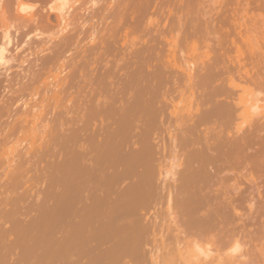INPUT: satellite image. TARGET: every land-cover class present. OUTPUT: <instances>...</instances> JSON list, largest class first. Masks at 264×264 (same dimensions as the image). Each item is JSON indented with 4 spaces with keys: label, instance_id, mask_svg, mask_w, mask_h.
Returning <instances> with one entry per match:
<instances>
[{
    "label": "rangeland",
    "instance_id": "rangeland-1",
    "mask_svg": "<svg viewBox=\"0 0 264 264\" xmlns=\"http://www.w3.org/2000/svg\"><path fill=\"white\" fill-rule=\"evenodd\" d=\"M31 1L30 0L25 1V3L26 4L28 3V6L33 5L32 6L33 8H36V5H35L36 3H37V7L40 6L39 4H42V5H44V12L47 9L50 10V7H52L54 4L61 2L62 6H63V10H65L64 11L65 15L63 17L58 18V14L56 13V11L55 12L50 11L49 12V21H50L49 24L50 25L49 24H47V25H49L50 27L52 26V27L50 28V27L45 25L46 26V28L44 27L45 29L44 28L41 29V27L39 29L38 28L35 29L34 24L29 23V25H31L32 28H30V30H28V29L25 30L26 28H28L30 26L28 25L25 28V26H23L24 24L21 23L22 20H20L21 22L18 20L20 23L16 22L17 20H15V21L13 20L14 23L19 28L18 34H17L18 38L16 39L17 40L16 44H14V45L10 44L8 46L4 45V46H6L5 48H9V49H6L7 50L6 53H10L13 55L14 54L13 49L15 48L14 46H19L24 41L23 45H20L22 47V48L20 47L21 50L18 47L17 52L19 53V56H20V54L21 55L23 54L24 56L27 55L25 57V58H27L29 55L28 53H31L33 51V50L31 51V49L34 48V46L41 48V46L46 47L49 44L48 46H50V47H48V46L46 47L48 49L43 54V56L40 57V60H41V58H43L41 60L43 62V61H46L44 59H48V61L51 60L50 63H52V60H55L56 58L61 56L59 58L62 60L64 66L66 68L64 67V70H62V71H55L58 73L60 72V75H58V74H54V75L57 78L59 76H60L59 78H62L65 75L66 80H65V76H64L63 77L64 81L62 84V85H64L62 87L63 91L61 90L62 93L61 92L57 93L56 95H58V96L55 95L56 98L54 97V94L51 91H46L47 93H45L44 95L42 93H40L39 95L37 94L38 96L30 95L25 91H23L22 93H20L18 91V94H17L16 92H14L13 89L16 87L15 84L17 85V83H19V84L21 83V81H18L19 79L11 81L10 85H8L11 88H13L12 90L7 89L8 86H7L6 82L3 81L0 83V99H1L0 100V108H1L0 109V117H1L0 118V124L2 126L1 128H3L2 129L3 131L0 128V133H1L0 134V141L3 142V143L2 142L0 143V183H1L0 184L1 185L0 186L1 187L0 188V191H1L0 192V207H1L0 213H2V211H3V213L0 214L1 215L0 216V220H1L0 221V237H1L0 238V264H34V263L35 264H50V263L51 264H66V263L110 264L111 262H112L111 264H118V263L119 264H167V263L171 264L170 261L175 262L174 264H178L181 260H180V258L178 260V256L175 254H179V253H173L174 250L176 249L174 247V245L172 246V244H174L173 238L171 240H170V238H168L170 236L171 232H172L171 233L172 235L174 234V231L172 230V228L174 229V226L170 222L174 223L173 218H176V217H178V218H176V220L183 218V219L177 221L181 224L180 226H183L182 224L184 223V220L187 217L186 212H184L187 210H185V207H183V206L187 205L186 198L188 196V193L191 190L190 186H187L189 184V181L190 180H194V182L199 181L197 179H200L202 176L207 174L206 171L212 172V170L214 169L213 166H211V165H210L211 166L210 168H208L209 165L207 167H203L202 163H204L207 160L205 158H202L203 155H206L208 152H209L208 154L210 155V150L214 151V149L216 147H218L219 145H223V143L226 141H234V140H232V138L237 139V137L239 138L241 135L244 136L245 133H246V135H248L247 133H250L251 129L254 128L253 125H257L260 127L264 126V119H263L264 118V114H263L264 113V85H263L264 84V40H262L263 42H261V40H260L259 42H261V43H259V42L257 44L254 43L252 46L257 47L254 49H252L253 47L251 45H249V48L251 47V49H249V48H246V46H244L246 44L240 43L238 46H240V45H243V46H240L242 48H239V51L237 50L238 47H234L236 45L229 43V41H230L229 38L235 39L238 37L236 30L234 32L235 28H233V26H235L236 18L238 19V18L244 16V15H241L240 10L238 11V9H237V8H240L239 3L241 4V2H243V0H239L238 2H236L237 0H217V1H215V0H196L197 3H193V2H195V0H189V1L188 0H167V2H166V0H164V2H163V0H151V1L150 0H142L143 2L141 0H125V2H124V0H116V1L115 0H93V1L92 0H43V2H42V0H34L35 3H34V1L33 2H31ZM133 1H135V2H133ZM155 1H157V2H155ZM177 1H181L182 2L181 5H180V2H177ZM213 1L215 3H213ZM263 1L253 0V2H256V3L252 4V6L254 8H252L253 10L251 9V11H249V13H248V17H249L250 21L247 20L248 18L246 19V17H245L248 24L251 23L254 26L256 25L255 27L253 26L254 31L257 30V29H255L256 27L259 28L260 31H256V34H258L259 32L260 33L264 32V30H261L262 27L264 28V7H263L264 4H261ZM84 2H85V4H84ZM91 2H92V4H91ZM160 2L161 3H168V4H166L167 6H165V4H161V6H160V4H159ZM231 2L235 3L236 5L232 4ZM244 2H245V0H244ZM257 2H260V3H257ZM124 3L126 6L124 5ZM171 3H172V5H170ZM82 4H84V5H82ZM120 4H121V6H120ZM129 4H132V5H129ZM133 4H134V6H133ZM174 4H176V5H174ZM194 4H196L197 6H195ZM201 4H203V5H201ZM257 4L259 6H257ZM80 5H81V7H80ZM112 5L114 6V8L112 7ZM173 5L180 7L182 9L176 8ZM188 5H190L189 6L190 8L187 7ZM191 5L193 7L194 6L196 7L195 11L192 10L194 12L191 11V9H194V8H192ZM136 6H138V7H136ZM153 6H155V7L153 8ZM198 6H200V7H198ZM131 7H132V9H130ZM134 7H136V9ZM143 7L145 9H147L148 12L146 10L142 11ZM163 7L166 8L165 11H164ZM73 8H74V10H73ZM77 8H79V9H77ZM173 8H176L175 9L176 11L178 9L183 10V11L178 10V12H175V10ZM203 8H205V9H203ZM158 9L160 12L157 11ZM186 9H187V11H186ZM121 10H123V11H121ZM172 10H173V13H175V14L172 13ZM198 10H199V12L197 13ZM202 10H205V11L202 12ZM255 10L260 11L259 12L260 14L258 15V17L253 16V15H257V13H258ZM133 11L136 12L137 14L136 13L131 14ZM167 11L170 12L171 14H169ZM146 12H147V15H149V13H150V16L145 15L144 18L143 17L141 18V16H144L143 14H145ZM180 12H188V13H184L181 15V14H179ZM204 12H206V13H204ZM250 12H253V13H250ZM255 12H256V14H254ZM20 13H23V12H20ZM140 13H141V15H140ZM189 13H191L192 17H194L193 19H192V17H190L191 15ZM201 13H203V14H201ZM212 13L214 15H212ZM71 14H73V15H71ZM249 14H252V15H249ZM165 15H168V16H165ZM180 15L182 16V18ZM235 15L236 16L241 15V16L235 17ZM262 15H263V18L261 20L260 17H262ZM78 16H80L81 18ZM116 16H117V18H116ZM176 16L178 18H175L173 20L172 18L176 17ZM198 16L200 17L199 19H197ZM202 16L203 17L207 16V17L203 18ZM146 17H148V18H146ZM188 17H190L191 20L187 22V20H189ZM217 17L219 18V20ZM222 17H225V18H222ZM250 17H252V18L257 17V19L253 18L254 20H252V19H250ZM77 18H79V19H77ZM153 18L156 19V21L153 20ZM158 18H161V20ZM206 18H208V21ZM81 19H83V20H81ZM143 19L145 21H143ZM169 19H172V21ZM203 19H205V21ZM128 20H130V21H128ZM131 20H132V23H131ZM138 20H139V22H138ZM184 20H186L185 24H183ZM198 20L200 22H201V20H203L202 21L203 25L201 23L199 24V22H195ZM209 20H210V22H209ZM220 20H222L223 22H221ZM85 21H87V22H85ZM95 21H96V23H95ZM168 21H169V23H168ZM176 21H177V23H176ZM191 21H192V23H190ZM218 21L220 24L218 23ZM261 21H263V22H261ZM83 22H84V24H83ZM173 22H175V23H173ZM181 22H182V24H181ZM225 22H226V24H225ZM57 24H58V26H57ZM134 24L136 26H134ZM176 24H179V25H177V28H179V30L178 29L177 30L180 32L176 31L178 34L175 33L176 28H174V26H176ZM190 24H192L191 25L192 28H190ZM196 24H199V25H196ZM251 24H250V26H251ZM22 26H23V28H22ZM67 26H68V28H67ZM207 26H209V27H207ZM222 26L226 27V28H223ZM260 26H262V27H260ZM33 27H34V29H33ZM76 27H77V29H76ZM78 27H79V30H78ZM143 27L144 28L148 27L149 29L148 28L147 29L149 31L144 29ZM160 27H162V29ZM199 27H200V30L198 29ZM66 28H67V30H66ZM140 28H142V31H140L141 30ZM195 28H197V29H195ZM208 28H209V31H208ZM219 28H222V29L219 30ZM58 29H60V31L61 30H63V31L60 32ZM154 29H155V31L156 30H158V31H156L154 33L153 32ZM170 29H172V30H170ZM194 29L196 31H194ZM70 30H72L75 33L71 32ZM222 30L224 32H222ZM169 31L171 32L170 35L168 34V33H170ZM200 31H202V32H200ZM254 31H253V33H255ZM127 32H129L130 34ZM165 32H166V34H165ZM207 32H209V33L211 32V33L208 34ZM62 33H65L66 35L62 34ZM79 33H80V35H79ZM87 33H88V35H87ZM144 33H146V35ZM221 33H223L224 35ZM39 34L41 37L37 36ZM68 34H69V36H68ZM74 34H77V35H74ZM128 34H129V36H128ZM140 34L145 35V36H141ZM151 34L152 35L155 34V35L150 36V39H149V35H151ZM226 34H228L230 36H228ZM24 35L26 36V39H25L26 41L24 40V37H25ZM114 35H115V37L113 38L112 36H114ZM158 35H160V36H158ZM221 35H223V36L221 37ZM50 36H51L52 41L50 40ZM63 36H67V37H63ZM125 36H127V37H125ZM225 36H228V37L224 38ZM38 37H40V38H38ZM46 37H48V38H46ZM68 37H70V39ZM72 37L74 38V42H76V43L72 42L73 41ZM75 37H76V39H75ZM139 37H141V38H139ZM172 37H174V38H172ZM206 37H208V38H206ZM53 38H55V39H53ZM60 38H61L62 42L60 41ZM62 38L65 41L67 39L68 40L65 42ZM77 38H79V39H77ZM134 38H136V39H134ZM158 38H160V39H158ZM101 39L103 41H101ZM116 39H117V41H116ZM131 39H132V41H131ZM151 39L154 42V44H152L153 42H151V41L148 42ZM27 40H30V42ZM41 40L42 41L47 40V42L44 43ZM75 40H77V41H75ZM105 40H108V41H105ZM49 41L52 42V45L50 44ZM70 41H71V43H70ZM114 41H116V42H114ZM137 41L138 42L142 41V42H146V43L148 42V43L147 44L146 43H143V44L136 43L137 44L135 46L136 49H139V48L140 49L135 50L133 44H135V42H137ZM27 42H29V43L27 44ZM67 42H69V43L67 44ZM159 42H161V43H159ZM18 43H20V44H18ZM40 43H42V44H40ZM106 43H108V44H106ZM36 44H38V46H36ZM163 44H164V46H163ZM194 44L197 46H195ZM217 44H219V45H217ZM68 45L70 48L65 47ZM73 45H75V46H73ZM113 45L115 47H117V46L118 47L115 49V47ZM148 45H153L152 50H151V46L147 47ZM207 45H209V46L207 47ZM4 46L0 45V48L4 47ZM77 46H78V49H77ZM105 46L108 47L109 49L106 48ZM185 46L187 49L185 48ZM216 46H218V47H216ZM61 47H63V48H61ZM120 47H122V48H120ZM38 48H34V49L36 50ZM83 48H85V49H83ZM163 48H165V50H163ZM170 48H172V49H170ZM27 49L30 51H28ZM71 49H73V51ZM74 49H75V51H74ZM110 49H112L111 50L112 53L110 52ZM1 50H2V48H1ZM10 50L11 51L13 50V51L10 52ZM102 51H104L105 53ZM117 51H119V52H117ZM212 51H214V52H212ZM24 52H25V54H24ZM32 53L30 55L31 57H28L29 61H34L35 55H34V52H32ZM61 53H62V55H61ZM103 53H104V55H102ZM106 53H107V55H105ZM109 53H110V55H108ZM115 54H116V56L119 55V57L117 56L118 57L117 58L115 56ZM45 55H47V56H45ZM64 55H65V58H64ZM78 55L80 57H78ZM99 55H100V58H99ZM111 55H114V56H111ZM143 55H144V58H141V57H143ZM156 55H158V58L156 57ZM240 55L241 56L243 55L242 56L243 58ZM249 55H251V56L249 57ZM49 56L52 58H50ZM62 56H63V59H62ZM75 56H76L77 60H76ZM109 56H111L113 58H111ZM171 56H173V57H171ZM181 56H182V58H181ZM194 56H196V57H194ZM199 56H201V57H199ZM213 56H214V59L212 58ZM257 56H259V57H257ZM101 57H102V60H101ZM123 57H125V58H123ZM97 58L99 59V61H97L98 60ZM126 58H127V60H126ZM259 58H261V59H259ZM0 59L2 60L3 58H0ZM74 59L76 60V63H75ZM109 59L110 60L112 59V60L109 61ZM163 59H165V60H163ZM181 59L183 60V62ZM40 60H39V62H41ZM29 61H27V63L23 64V65L26 66ZM195 61L197 62L196 64H195ZM3 62H5V61L3 60L2 62H0V65L2 64V66H0V69H2L4 67ZM108 62L113 63L115 65L111 64L112 65L111 66ZM85 63H86V65H85ZM125 63L128 66L125 65ZM128 63H131V64H128ZM31 64H32V62H30L28 65L30 66ZM34 64H35V61H34L33 65ZM242 64H243V66H242ZM80 65H82V66L80 67ZM198 65H200V66H198ZM239 65H241V66H239ZM175 66H176V68H175ZM201 66H202V69H200ZM118 67H121V68L118 69ZM32 68L34 69L36 67L32 66ZM80 68L82 70H80ZM110 68H112V69H110ZM126 68H127V70H125V72H124L123 70ZM14 69H15V67H14ZM20 69L21 68L18 69V72H17V69H15V70L11 69L10 72L17 74V76H18V74L20 75V72H21V75L23 73H25V71L23 72V69H21V70ZM196 69H198L199 71L197 70L198 71L197 72ZM19 70H20V72H19ZM128 70L129 71L132 70V71H130L131 75L128 74L129 73ZM171 70L174 71V73H171L172 72ZM207 70H209V71H207ZM111 71H112V73H111ZM155 71H157V73ZM179 71H181V72H179ZM61 72H62V74H61ZM195 72H196V74L193 75V73H195ZM66 73H67V75H66ZM81 73H83L82 74L83 77L85 76L84 79L81 76ZM132 73H133V75H132ZM169 73H171V75ZM183 73H186L187 75L183 74ZM84 74H86V75H84ZM205 74H207V75H205ZM211 74H212V76H211ZM234 74H236V75H234ZM109 75L112 76L111 79H110ZM116 75L118 76V78ZM123 75H125V76H123ZM153 75L154 76L156 75V76L152 77ZM158 75H161V76H158ZM168 75H169V78H167ZM174 75H175V77H174ZM202 75L204 76V78H202ZM129 76H131V77L128 78ZM199 76L201 77L202 80H205V81H202ZM249 76H251V77H249ZM254 76H258V77H254ZM114 77H116L118 80H116V78H114ZM164 77L167 79H165ZM181 77L183 79H181ZM1 78H0V81H2ZM57 78H49V80L52 83L54 81V79H57ZM77 78H78V80H77ZM86 78L87 79L89 78V80H87ZM98 78L101 79V81ZM124 78H126V79H124ZM177 78L180 80L177 81L178 80ZM69 79H71V80H69ZM80 79L83 81V83H81L82 81ZM170 79H172V80H170ZM95 80L97 82H95ZM196 80H197V82H196ZM111 81H113V82H111ZM93 82L95 83L94 85H93ZM151 82H153V83H151ZM86 83H88V84H86ZM113 83H115V84H113ZM220 84H221V86H219ZM90 86L93 88L91 89ZM113 86H115L116 88ZM118 86H120L121 89H118L119 88ZM3 87H6V88L3 89ZM232 87H233V89H232ZM106 88H108V89H106ZM112 90H113V92H112ZM5 91H6V93H5ZM82 91H83V93H82ZM156 91H157V93H156ZM48 92H49V95H48ZM107 92L109 94L110 93L111 94L108 95ZM12 93H13V95H12ZM94 94L97 97H99V95H100V97L97 99L94 96ZM1 95H2V97L5 96V98H2ZM26 95L28 96V98ZM41 96L43 99L41 98ZM48 96H49V98L45 99V97H48ZM91 96L93 97V100H92ZM238 96H240V97H238ZM35 97L38 98V101H35V100H37V99H35ZM57 97H58V99H57ZM19 98H22L21 101ZM30 98H33V99L31 100ZM6 99H7V101H6ZM49 99H51L52 101L50 102ZM56 99L58 102L56 101ZM64 99H66V100H64ZM221 99H223V100H221ZM30 100L34 101L33 105L30 102ZM53 100L56 102H54ZM60 101L62 104L60 103ZM93 101H94V104H93ZM97 101H100V102H97ZM198 101H200V102H198ZM222 101H223V103H222ZM232 101H235L236 103H234ZM5 102H6V104H5ZM38 102H40V103H38ZM166 102H169L173 106L169 105V103H166ZM43 103L45 104V106L43 105ZM51 103L53 106L49 105ZM104 103H105V105H104ZM7 104H8V106H6ZM14 104H16V106ZM39 104H40V107H42L41 110L39 109L40 108ZM46 104H48L52 109L50 107H48V105H46ZM127 104H128V106H127ZM162 104H163V106H161ZM34 105L39 107V108L36 107L37 108L36 109ZM226 105H228V106H226ZM125 106L128 108H126ZM158 106H160L162 108H159ZM214 106H216V107H214ZM230 106L233 108H231ZM237 107H239V110H237L238 109ZM154 108H156L157 110ZM214 108H216V109H214ZM220 108H223L225 110L222 111ZM38 109H39V112H38ZM62 109H63V112H62ZM158 109H161V110L165 109V113L162 112L161 110H158ZM166 109L168 110V112L169 111H171V112L168 113ZM212 109H214L216 112ZM36 110H37V112H36ZM48 110L50 111V113ZM154 110L159 111L161 114H159V112H156ZM193 110H194V112H193ZM235 110L238 112H236ZM250 111H252V112H250ZM208 112H210V113H208ZM222 112H224V113H222ZM16 113H18V114H16ZM219 113H221V114H219ZM236 113H238L240 115L235 116ZM6 114L9 117H7ZM50 114H53V115H50ZM66 114H67V116H66ZM43 115H44V117H43ZM162 115H165V116H162ZM13 116H14V118H13ZM15 116H17V117L15 118ZM53 116H55V117L53 118ZM159 116L161 119H159ZM191 116H193V117H191ZM202 116H207V117H202ZM5 117H7L6 120H5ZM100 117H102L103 120ZM210 117H212V119H210ZM235 117H238L239 119L235 118ZM25 118L27 120L26 122L24 121ZM42 118H44L43 120L45 123H47L48 121L49 122L47 124L43 123ZM49 118H51V120ZM73 118H74V120H73ZM112 118H114V119H112ZM136 118H138V119H136ZM166 118H167V120H166ZM202 118L203 119L206 118V120H204L205 122L203 121L204 124H201L203 122L200 123V121H202ZM233 118H235V120ZM21 119H22V121H21ZM58 119H59V121H58ZM140 119H142V120H140ZM163 119H164V121H163ZM215 119H218V120L216 121ZM2 120H4V124L2 123L3 122ZM136 120H138V121H136ZM182 120H184V121H182ZM210 120H211V124H210ZM34 121H36L37 124H35ZM39 121H41V122H39ZM50 121H51V124H50ZM55 121H57V122H55ZM80 121L82 123H80ZM97 121H98V123H97ZM105 121H106V123H105ZM185 121H186V123H185ZM193 121H196V122H193ZM198 121H199V123H198ZM206 121L207 122L209 121V122L207 124H205ZM258 121H259V123L255 124ZM16 122L20 125V127ZM10 123L13 124L12 125L13 127L11 126ZM20 123H22V124H20ZM40 123H41V125H39ZM163 123L165 125H163ZM171 123H174V125ZM6 124L8 125V127H6L7 126ZM52 124L53 125L55 124L54 127ZM65 124H67L68 126ZM169 124H170V126H168V128H167V125H169ZM191 124H192V126H194L195 130L191 129V127H192ZM195 124H197L199 127ZM236 124H238V125H236ZM15 125H16V127H15ZM81 125H83V126H81ZM216 125H218V126H216ZM59 126H60V128H59ZM189 126H190V128H189ZM64 127H65V131H64ZM230 127H234V128H230ZM66 128H67V130H66ZM179 128H180V130H179ZM237 128H240V130L239 131L236 130ZM263 128L264 127H262L258 133V135L262 136V137H264V129ZM12 129H13V131H12ZM166 129H169V130H166ZM181 129L183 131H181ZM189 129H191V130H189ZM211 129H213V130H211ZM231 129H233V131H235V133L232 132ZM8 130H10V131H8ZM20 130H21V132H20ZM192 130H193V132H192ZM44 131H46V132H44ZM61 132H63V133H61ZM76 132H77V134H76ZM127 132H129V133H127ZM169 132H170V134H169ZM188 132H190L189 134L192 135L193 138H191L190 135H187ZM7 133H9V134H7ZM191 133H193V134H191ZM51 134H53V135H51ZM83 134H85V135H83ZM207 134L209 135L208 137H207ZM5 135H6V137H4ZM7 135H9V136H7ZM10 135H11V137H10ZM44 135H46L45 138H44ZM77 135L80 138L78 137V139H77ZM170 135H172L173 137H177V138H174L175 140L172 137L168 138V136H170ZM184 135L186 136V138H183ZM54 136H55V138H54ZM63 136H65V137H63ZM102 136H103V138H102ZM221 136H222V138H221ZM229 136H232V137H229ZM49 137L52 139H50ZM195 137H196V139H195ZM6 138H7V142L5 141ZM9 138H10V140H9ZM46 138H48L49 140ZM170 138H172V139H170ZM189 138L193 141H190ZM75 139H76V141H75ZM81 139H84V140L80 141ZM185 139H187V140H185ZM211 139L215 140V141H212ZM162 140H165V141H162ZM169 140L170 141L173 140L172 141L173 143L169 142ZM84 141H85V143H84ZM184 141H186V142L188 141V144L186 142L183 144L182 142H184ZM216 141L219 143H217ZM8 142H9V144H8ZM101 142H102V144H101ZM53 143H54V145H52ZM59 143H61V144H59ZM156 143H158V144H156ZM185 145H187V146H185ZM208 145H211V146H208ZM79 146L81 149L79 148ZM169 146L170 147L174 146L175 148L174 147L170 148ZM203 146H207V147H203ZM97 147H99V148H97ZM89 148H91V149H89ZM205 148L208 150H206ZM76 149H78V150H76ZM116 149H118V150H116ZM171 149H173V150H171ZM193 149H195L196 151H194ZM203 149H205L206 151ZM38 150H40V151H38ZM54 150H56V151H54ZM190 150H191V153H188ZM34 151H36V152H34ZM86 151H88V152H86ZM169 151H172L171 152L172 156H171V154H168V153H170ZM192 151H194V152H192ZM248 151H251V149H248ZM81 152L84 154H82ZM205 152H206V154H204ZM35 153H38V154L34 155ZM88 154H90V156ZM176 154H177V156H174ZM186 154H188V155H186ZM190 154L191 155L195 154L194 159H193V156H189ZM58 155L60 156V158L61 157L62 158L60 159ZM87 155H88V158H87ZM52 156H53V158H52ZM164 156H167V157H165V159H163ZM183 156L184 157L188 156V157L185 158L186 160H184ZM208 156H206V157L208 158ZM197 158L200 159V160H198L200 163L197 161ZM28 159H29V161H28ZM82 159H84V160H82ZM121 159H123V160H121ZM182 159H183V162H182ZM187 159H188V161H187ZM7 160L9 162L11 160L10 163L13 166ZM157 160L158 161L162 160L163 162L162 161L158 162ZM170 160L171 161L174 160L175 163L173 164L172 163L173 161L171 162ZM192 160L194 162H192ZM23 161L24 162L26 161V162L23 163ZM27 161H28V163H27ZM109 161L114 162V163L110 162L112 165H109L110 164ZM66 162H68V163H66ZM118 162H120V163H118ZM185 162H188V163H185ZM189 162H192V163L190 164ZM29 163H31V165ZM36 163H38V164H36ZM138 163H140V164H138ZM26 164L29 167H27ZM91 164L93 167L90 166ZM166 164H169V165H166ZM20 165H21V169H19ZM80 165H82V167ZM157 165H160V166H157ZM165 165H166V167H168L167 168L168 170L166 169ZM190 165H194V167L191 168ZM63 166H65V168L67 170ZM197 166H199V167H197ZM17 167H18V169H17ZM61 167H62V169H61ZM90 167H92V171L89 170V169H91ZM162 167H163V169H160V171H161L160 172L158 168H162ZM188 167H190L192 170H190V168L188 169ZM27 168L28 169L31 168L32 170L30 169V171H29ZM122 168H123V170H121ZM202 168H206V169H202ZM15 169H17V170H15ZM185 169L186 170L188 169L187 173H185ZM38 170H40V171L38 172ZM43 170H44V172H43ZM63 170H64V172H62ZM12 171H13V173H12ZM14 171H16L17 173L16 172L14 173ZM22 171H23V174L25 173L24 174L25 176L23 174H21ZM7 172L9 175H7ZM48 172H50V173H48ZM92 172H94V173H92ZM105 172H106L107 176L105 175ZM157 172H160L161 175L159 174L157 176V174H158ZM181 172H183L184 174H182ZM196 172L199 174H197ZM27 173H28V175H27ZM108 173H109V175H108ZM110 173H112V174H110ZM188 173H190V174H188ZM89 174L91 177L89 176ZM100 174H101V176H100ZM186 174H188V175H186ZM191 174H193V175H191ZM29 175L31 177H29ZM40 175L42 178L40 177ZM190 175L193 176V178H190L191 177ZM7 176H9V179H7V181H6ZM10 176H13V177L10 178ZM14 176L18 177V178H14ZM155 176L158 178L157 182L154 181V180H156ZM188 176H190V177H188ZM26 177H27V179H26ZM104 177H106L107 180L104 179ZM195 177H197V178H195ZM118 178L120 179V183L118 182L119 181ZM20 179H22V180H20ZM165 179H169V180H165ZM3 180L5 182H3ZM16 180L17 181L20 180L21 182L19 181V183H18V182H16ZM27 181H28V183H27ZM87 181H89V183ZM114 181L115 182L117 181L118 183L117 182L115 183ZM177 181L179 183H174ZM55 182H57V184L58 183L59 184L57 185ZM11 183H13L12 186H11ZM83 183H84V186L82 185ZM91 183L93 184V186ZM22 184H23V187H22ZM111 184H112V187L110 186ZM19 185L21 186V188ZM108 185L110 186L109 188H108ZM5 186H7V187L10 186V187L6 188ZM54 186H56V187H54ZM57 186L59 188H57ZM60 186H61V188H60ZM81 186L84 188H82ZM88 186H89V188H88ZM26 187H28V188L26 189ZM31 187H32V189H31ZM43 187H44V189H43ZM119 187H120V189H119ZM139 187H140V189H139ZM13 188H14V190H13ZM8 189H10V190H8ZM81 189H83L85 191V194L88 190V196H91L90 197V200H91L90 203H89V201H90L89 197H88V199L84 200L85 195H84L83 190L81 191ZM93 189L95 192L92 191ZM106 189H107V191H109V190L110 191L107 192ZM132 190H133V192H132ZM158 190H160V191H158ZM19 191H20V193H19ZM111 191L113 192V194H111L112 193ZM134 191L136 194H134ZM169 191L171 193H169ZM80 192H83V193H81L82 195L80 194ZM138 192H140V193H138ZM145 192H147V193H145ZM173 192L176 193L177 195L174 194ZM43 193L45 196L43 195ZM89 193H90V195H89ZM95 193L97 195H95ZM107 193H108V196H107ZM164 193H169V194H164ZM98 194H99V196H98ZM171 194H173V195H171ZM93 195H95V196H93ZM124 195L127 198H125ZM97 196L98 197L102 196L103 198L102 197L98 198ZM164 196H165V198L167 197L168 199L165 200V198H163ZM172 196H173V198H172ZM53 197H54V199H52ZM109 197H111V199ZM130 197H132V198L130 199ZM81 198H83V200H84V201H82V203H80L81 202L80 200H82ZM106 198L109 200L108 204H107ZM37 199H39V200H37ZM177 199L179 200L178 203L180 202L181 205H178V203L176 202ZM184 199H185L186 203H185V205H182L184 203V201H183ZM31 200H32V203H31ZM35 200H37V201L35 202ZM45 200H46V202H45ZM92 200H93V203L94 202L96 203L97 201L99 202V200L101 202H99L100 204L97 202L98 205H97V203L96 204L94 203V205H93ZM120 200H122V202H120ZM61 201H63V202H61ZM166 201H167V203H166ZM19 202H20V204H19ZM83 202H84V204H83ZM45 203L47 206L45 205ZM66 203H67V205H66ZM165 203L168 205H166ZM171 203H172V205H171ZM175 203H177V204H175ZM81 204H83V205L80 206ZM198 204H199V198L195 201V204L193 206H195V205L197 206ZM95 205H97V206H95ZM163 205H165V207ZM11 207H13V208L11 209ZM77 207H79V208H77ZM100 207H102V210L100 209ZM116 207H118V208H116ZM80 208H82V210ZM171 208H172V210H171ZM57 209H59L60 211ZM162 209H165V210H162ZM12 210L16 214L14 212H9ZM17 210H22V211H17ZM44 210L46 213L44 212ZM67 210H70V211H67ZM120 210H122V211H120ZM56 211H58L59 214H57ZM97 211L98 212L100 211L99 213L101 214V216H100V214L97 215V213H98ZM105 211H106V213H105ZM5 212H7V214L8 213H10V214L6 215ZM18 212H20V213H18ZM241 212L242 213H244V212L248 213L247 209L245 211L242 209ZM70 213H71V215L72 214L73 215L71 216ZM113 213H115V214H113ZM172 213H174V214H172ZM246 213H244V214H246ZM48 214H49V216H48ZM82 214L83 215L86 214V215L83 216ZM175 214H178V216L176 215V217H172ZM179 214H180V216H179ZM5 215H6L7 219L4 217ZM40 215L42 217H40ZM79 215H82V216H79ZM163 215L164 216L167 215L168 217L166 216L165 218H163L162 217ZM10 216H12L13 218H11ZM8 217L10 218V220ZM227 217H230V219L228 220ZM227 217H226L225 221L230 223L233 219V216L230 215ZM16 218H17V220H15ZM58 218H60V219H58ZM78 219H79V221H78ZM157 219H159V220H157ZM171 219H173V221H171ZM64 220H65V222H64ZM67 220H68V222H66ZM99 220L101 222H99ZM40 221H42L43 223ZM48 221H49V223H48ZM73 221L76 222V224H74ZM83 221H84V223H83ZM92 221H95V222H92ZM116 222H117V224H116ZM161 222H163V225H160L161 226L160 227L159 224H162ZM227 222L226 223L224 222L223 223L224 225H222V226L227 225ZM101 223H102V225H101ZM104 223L107 227L109 224H111V225H109V229H112L110 231V233L112 232L110 240L108 238H106L107 241H105L106 239H103V241H102L101 237H99L100 233L102 235L105 232H106V234H109V233H107V231L109 232V229L104 225ZM168 223H170V224H168ZM32 224H34V225H32ZM65 224H67V225L69 224V227L66 226ZM92 224H94V225H92ZM156 224L158 226H156ZM79 225H80V227H78ZM114 226L118 227V228L115 229ZM171 226H173V227H171ZM206 226H207V231H211V229H213V228H211L209 230V228L212 227V225H210V224H209V226L206 224ZM53 227L55 229H53ZM169 227H171V228H169ZM78 228L79 229L82 228L81 230H83V231L78 230ZM92 229H93V231H91ZM113 229H114V231H113ZM50 230H51V232H50ZM101 230L102 231L106 230V231L102 232ZM115 230H117V231H115ZM88 231H89V234H88ZM118 231H119V233H117ZM113 232H116V233L114 234ZM68 234H70V235H68ZM85 234L88 236H86ZM90 234H92V235H90ZM112 234H113V237H112ZM55 235H57L56 238H55ZM65 235H66V237H65ZM89 235L92 236V238ZM117 235H119V236H117ZM122 236H124V237H122ZM71 237H72V242L70 241ZM87 237H88V239H87ZM120 237H122V238H120ZM65 238L66 239L68 238L67 242H65L66 244H64V242H63V240H66ZM120 239H121V242H120ZM123 241H125V242H123ZM170 242H171V244H169ZM97 243H99V244L97 245ZM34 244L36 245V247H34L35 246ZM62 244H64L65 246ZM68 245H70L71 247ZM108 245H109V247H108ZM146 245H147V248H146ZM149 245L151 247H148ZM7 246H9V247H7ZM21 246H23V247L21 248ZM171 246H172V248H171ZM67 247H68V249H67ZM163 247H164V250H162ZM168 247L170 249H168ZM63 248L67 249L66 252H68V250H69V255L71 253L70 257H72V259L69 258L68 254H67L68 256L65 258L66 253L64 252ZM116 249H117V251H116ZM30 250H31V252H30ZM175 252H177V251L175 250ZM109 254H110V256H109ZM58 255H60V256H58ZM98 255H99V257H98ZM168 255H173V256L167 257ZM37 256H40V257L38 258ZM175 256L177 259L174 258ZM27 257H29V259ZM179 257H180V255H179ZM170 259H174V260H170ZM70 260H71V262H70ZM179 264H182V263L180 262Z\"/></svg>",
    "mask_w": 264,
    "mask_h": 264
},
{
    "label": "bare ground",
    "instance_id": "bare-ground-1",
    "mask_svg": "<svg viewBox=\"0 0 264 264\" xmlns=\"http://www.w3.org/2000/svg\"><path fill=\"white\" fill-rule=\"evenodd\" d=\"M25 1H29V0H0V45H2V46H4V45H6V46H8V45H10V44H12V45H14V44H16V39L18 38L17 37V34H18V27H17V25L14 23V21L15 20H17L16 22H19L20 20H22V24H24L23 26H25V28L29 25V23H32V24H34V26H35V29H39L40 27H41V29L42 28H46V26H48V27H50L49 25V23H50V21H49V12L51 11H56V13L58 14V18H60V17H63L64 15H65V10H63V6H62V4H61V2H58L57 4H54L52 7H50V10H46L45 12H44V5H42V4H39L40 6H38L37 7V3L35 4L36 5V8H33L32 6L33 5H31V6H28V3L26 4L25 3ZM31 1V0H30ZM34 0H32L31 2H33ZM93 1V0H92ZM116 1V0H115ZM142 1V0H141ZM151 1V0H150ZM189 1V0H188ZM215 1H217V0H215ZM239 0H237L236 2H238ZM256 1H258V0H256ZM261 1H263V0H261ZM30 2V3H31ZM38 2V1H37ZM42 2H43V0H42ZM102 2V1H101ZM105 2V1H104ZM124 2H125V0H124ZM130 2V1H129ZM133 2H135V1H133ZM143 2V1H142ZM155 2H157V1H155ZM163 2H164V0H163ZM166 2H167V0H166ZM173 2V1H172ZM177 2H180V5H181V1H177ZM186 2V1H185ZM199 2V1H198ZM206 2V1H205ZM235 2V1H234ZM243 2H244V0H243ZM243 2H241V4L239 3V5H240V8H237L238 9V11L240 10V14L241 15H244L243 17H240V18H236V22H235V26H233V28H235L234 29V32H235V30H236V32H237V34H238V37L237 38H229V43H232V44H234V45H236V46H234V47H238V51H239V48H242V47H240V46H243V45H240V46H238L240 43H242V44H246V45H244V46H246V48H249V45H253L254 43L255 44H257L260 40H261V42H263L262 40H264V32H262V33H258V34H256V31H260L259 30V28L258 27H256L255 29H257L256 31H254V29H253V24H251V26H250V24H248L247 23V20H249V17H248V13H249V11H251V9L252 8H254L253 6H252V4L253 3H256V2H253V0H245V2L243 3ZM34 3H35V1H34ZM60 3V4H59ZM67 3V2H66ZM123 3V2H122ZM132 3V2H131ZM139 3V2H138ZM193 3H197L196 2V0H195V2H193ZM208 3V2H207ZM211 3V2H210ZM213 3H215L214 1H213ZM220 3V2H219ZM222 3V2H221ZM232 4H234V5H236L235 3H233V2H231ZM257 3H260V2H257ZM49 4V3H48ZM59 4V5H58ZM84 4H85V2H84ZM84 4H82V5H84ZM91 4H92V2H91ZM118 4V3H117ZM160 4V6H161V4H165V6H167L166 4H168V3H159ZM185 4V3H184ZM192 4V3H191ZM261 4H264V1L261 3ZM57 5V6H56ZM107 5V4H106ZM105 5V6H106ZM115 5V4H114ZM124 5H125V3H124ZM129 5H132V4H129ZM170 5H172V3L170 4ZM169 5V6H170ZM174 5H176V4H174ZM173 5V6H174ZM195 6H197L196 4H194ZM201 5H203V4H201ZM200 5V6H201ZM120 6H121V4H120ZM126 6V5H125ZM133 6H134V4H133ZM164 6V5H163ZM168 6V7H169ZM190 5H188L187 7L188 8H190L189 7ZM192 6V5H191ZM193 7L192 6V8H194V9H191V11L192 10H196V7ZM200 6H198V7H200ZM257 6H259L258 4H257ZM35 7V6H34ZM48 7V6H47ZM80 7H81V5H80ZM97 7V6H96ZM112 7L114 8V6L112 5ZM123 7V6H122ZM129 7V6H128ZM136 7H138V6H136ZM136 7H134L135 9H136ZM155 6H153V8H154ZM174 7H176V8H179V9H182V8H180V7H177V6H174ZM184 7V6H183ZM238 7V6H237ZM264 7V6H263ZM46 8V7H45ZM84 8V7H83ZM141 8V7H140ZM164 8V11H165V7H163ZM170 8V7H169ZM176 8H173L174 10L176 9ZM208 8V7H207ZM233 8V7H232ZM77 9H79V8H77ZM121 9V8H120ZM130 9H132V7L130 8ZM151 9V8H150ZM157 9V8H156ZM162 9V8H161ZM178 9V10H179ZM184 9V8H183ZM203 9H205V8H203ZM236 9V10H237ZM262 9V8H261ZM73 10H74V8H73ZM86 10V9H85ZM102 10V9H101ZM109 10V9H108ZM128 10V9H127ZM143 10H146L147 11V9H145L144 7H143V9H142V11ZM178 10L176 11L175 10V12H178ZM207 10V9H206ZM253 10V9H252ZM72 11V10H71ZM94 11V10H93ZM107 11V10H106ZM121 11H123V10H121ZM129 11V10H128ZM131 11V10H130ZM157 11H159V9L157 10ZM163 11V10H162ZM179 11H183V10H179ZM186 11H187V9H186ZM194 11H192V12H194ZM203 11H205V10H202V12ZM218 11V10H217ZM255 11H257V10H255ZM20 12H23V13H20ZM78 12V11H77ZM76 12V13H77ZM118 12V11H117ZM138 12V11H137ZM145 12V11H144ZM148 12V11H147ZM147 12L145 13V14H143L144 16H141V18L143 17H145V15H147ZM160 12V11H159ZM168 12V11H167ZM199 12V10L197 11V13ZM212 12V11H211ZM236 12V11H235ZM242 12V13H241ZM258 13H257V15H253V16H257L258 17V15L260 14L259 12L260 11H257ZM83 13V12H82ZM96 13V12H95ZM108 13V12H107ZM119 13V12H118ZM122 13V12H121ZM134 13H136V12H132L131 14H134ZM143 13V12H142ZM169 14H171L170 12H168ZM172 13H173V10H172ZM184 13H188V12H180L179 14H184ZM196 13V12H195ZM204 13H206V12H204ZM250 13H253V12H250ZM10 14V15H9ZM78 14V13H77ZM85 14V13H84ZM83 14V15H84ZM106 14V13H105ZM114 14V13H113ZM117 14V13H116ZM123 14V13H122ZM130 14V13H129ZM137 14V13H136ZM173 14H175V13H173ZM190 15H191V13H189ZM201 14H203V13H201ZM254 14H256V12L254 13ZM9 17H8V16ZM71 15H73V14H71ZM109 15V14H108ZM118 15V14H117ZM120 15V14H119ZM128 15V14H127ZM140 15H141V13H140ZM152 15V14H151ZM180 15V16H181ZM186 15V14H185ZM212 15H214L213 13H212ZM241 15H238V16H236L235 15V17H239V16H241ZM249 15H252V14H249ZM86 16V15H85ZM110 16V15H109ZM115 16V15H114ZM147 16H150V13H149V15H147ZM165 16H168V15H165ZM175 16V15H174ZM178 16V15H177ZM173 17L172 19L174 20L175 18H178V17ZM57 17V16H56ZM78 17H80V16H78ZM122 17V16H121ZM127 17V16H126ZM157 17V16H156ZM190 17H192V15L190 16ZM190 17H188V19L189 20H187V22L188 21H190L191 20V18ZM203 17V16H202ZM205 17H207V16H204L203 18H205ZM211 17V16H210ZM234 17V18H235ZM245 17H246V19H245ZM257 17H253V18H256L257 19ZM260 17V16H259ZM74 18V17H73ZM81 18V17H80ZM97 18V17H96ZM104 18V17H103ZM113 18V17H112ZM116 18H117V16H116ZM136 18V17H135ZM146 18H148V17H146ZM181 18H182V16H181ZM194 17H192V19H193ZM200 17L198 16V18L197 19H199ZM218 18V17H217ZM222 18H225V17H222ZM252 17H250V19H252V20H254ZM262 18H263V15H262V17H260V19L262 20ZM57 19V18H56ZM69 19V18H68ZM77 19H79V18H77ZM76 19V20H77ZM111 19V18H110ZM114 19V18H113ZM125 19V18H124ZM128 19V18H127ZM126 19V20H127ZM158 19H160L161 20V18H158ZM172 19H169V20H171L172 21ZM207 19V21H208V18H206ZM14 20V21H13ZM19 20V21H18ZM59 20V19H58ZM81 20H83V19H81ZM112 20V19H111ZM141 20V19H140ZM153 20H155L156 21V19H154L153 18ZM177 20V19H176ZM195 20V19H194ZM204 21H205V19H203ZM203 20H201V22L198 20V21H195V22H199V24L201 23L202 24V21ZM216 20V19H215ZM214 20V21H215ZM218 20H219V18H218ZM55 21V20H54ZM90 21V20H89ZM99 21V20H98ZM124 21V20H123ZM128 21H130V20H128ZM143 21H145L144 19H143ZM178 21V20H177ZM177 21H176V23H177ZM185 21L186 20H184V23L183 24H185ZM221 22H223L222 20H220ZM250 21V20H249ZM19 22V23H20ZM65 22V21H64ZM85 22H87V21H85ZM93 22V21H92ZM115 22V21H114ZM127 22V21H126ZM137 22V21H136ZM138 22H139V20H138ZM209 22H210V20H209ZM208 22V23H209ZM261 22H263V21H261ZM260 22V23H261ZM61 23V22H60ZM95 23H96V21H95ZM105 23V22H104ZM113 23V22H112ZM131 23H132V20H131ZM130 23V24H131ZM146 23V22H145ZM160 23V22H159ZM168 23H169V21H168ZM173 23H175V22H173ZM179 23V22H178ZM190 23H192V21L190 22ZM205 23V22H204ZM214 23V22H213ZM218 23H219V21H218ZM47 24H49V25H47ZM56 24V23H55ZM74 24V23H73ZM82 24V23H81ZM83 24H84V22H83ZM140 24V23H139ZM143 24V23H142ZM154 24V23H153ZM163 24V23H162ZM181 24H182V22H181ZM199 24H196V25H199ZM210 24V23H209ZM208 24V25H209ZM216 24V23H215ZM220 24V23H219ZM225 24H226V22H225ZM39 25V26H38ZM46 25V26H45ZM64 25V24H63ZM96 25V24H95ZM110 25V24H109ZM108 25V26H109ZM177 25H179V24H176V26H174V28H176L175 29V33H177L176 31H178L179 30V28H177ZM191 25L192 24H190V28H192L191 27ZM194 25V24H193ZM195 25V26H196ZM203 25V24H202ZM260 25V24H259ZM23 26H22V28H23ZM30 27H28V28H24L25 30H30V28H32L31 27V25H29ZM57 26H58V24H57ZM61 26V25H60ZM76 26V25H75ZM78 26V25H77ZM107 26V27H108ZM117 26V25H116ZM133 26V25H132ZM134 26H136L135 24H134ZM133 26V27H134ZM142 26V25H141ZM146 26V25H145ZM163 26V25H162ZM213 26V25H212ZM221 26V25H220ZM256 26V25H255ZM254 26V27H255ZM47 27V28H48ZM52 27V26H51ZM50 27V28H51ZM73 27V26H72ZM93 27V26H92ZM98 27V26H97ZM170 27V26H169ZM183 27V26H182ZM202 27V26H201ZM207 27H209V26H207ZM223 27V26H222ZM260 27H262V26H260ZM21 28V27H20ZM44 28V29H45ZM60 28V27H59ZM67 28H68V26H67ZM67 28H66V30H67ZM87 28V27H86ZM122 28V27H121ZM125 28V27H124ZM128 28V27H127ZM138 28V27H137ZM144 28V27H143ZM148 28V27H147ZM147 28H144V29H146V30H148ZM157 28V27H156ZM161 29H162V27H160ZM165 28V27H164ZM223 28H226V27H223ZM33 29H34V27H33ZM61 29V28H60ZM60 29H58L59 31H60ZM63 29V28H62ZM76 29H77V27H76ZM109 29V28H108ZM141 30L140 31H142V28H140ZM178 29V30H177ZM181 29V28H180ZM195 29H197V28H195ZM194 29V31H196ZM199 30H200V27L198 28ZM212 29V28H211ZM220 29H222V28H219V30ZM57 30V29H56ZM65 30V29H64ZM75 30V29H74ZM78 30H79V27H78ZM82 30V29H81ZM100 30V29H99ZM102 30V29H101ZM131 30V29H130ZM134 30V29H133ZM137 30V29H136ZM145 30V31H146ZM170 30H172V29H170ZM174 30V29H173ZM203 30V29H202ZM214 30V29H213ZM261 30H264V28L262 27L261 28ZM34 31V30H33ZM50 31V30H49ZM63 30H61L60 32H62ZM69 31V30H68ZM71 32H73L72 30H70ZM76 31V30H75ZM84 31V30H83ZM82 31V32H83ZM86 31V30H85ZM91 31V30H90ZM96 31V30H95ZM106 31V30H105ZM144 31V30H143ZM149 31V30H148ZM156 31H158V30H156ZM155 31V29L153 30V32L155 33L156 32ZM207 31V30H206ZM205 31V32H206ZM208 31H209V28H208ZM253 31L255 32V33H253ZM36 32V31H35ZM67 32V31H66ZM81 32V33H82ZM130 32V31H129ZM129 32H127V33H129ZM170 32V31H169ZM178 32H180V31H178ZM200 32H202V31H200ZM214 32V31H213ZM216 32V31H215ZM222 32H224L223 30H222ZM54 33V32H53ZM73 33H75V32H73ZM78 33V32H77ZM159 33V32H158ZM157 33V34H158ZM208 34H210L209 32H207ZM227 33V32H226ZM253 33V34H252ZM62 34H65V33H62ZM61 34V35H62ZM123 34V33H122ZM130 34V33H129ZM129 34H128V36H129ZM133 34V33H132ZM131 34V35H132ZM137 34V33H136ZM145 35H146V33H144ZM162 34V33H161ZM165 34H166V32H165ZM169 35L171 34V32L170 33H168ZM178 34V33H177ZM180 34V33H179ZM199 34V33H198ZM206 34V33H205ZM218 34V33H217ZM221 34H223V33H221ZM256 34V35H255ZM36 35V34H35ZM66 35V34H65ZM71 35V34H70ZM73 35V34H72ZM74 35H77V34H74ZM79 35H80V33H79ZM87 35H88V33H87ZM106 35V34H105ZM116 35V34H115ZM115 35L114 36H112L113 38L115 37ZM141 35V34H140ZM145 35H141V36H145ZM155 35V34H154ZM154 35H149V39H150V36H154ZM168 35V36H169ZM224 35V34H223ZM223 35H221V37L223 36ZM226 35H228V34H226ZM23 36V35H22ZM25 36V35H24ZM37 36H40V34L39 35H37ZM68 36H69V34H68ZM110 36V35H109ZM134 36V35H133ZM158 36H160V35H158ZM179 36V35H178ZM182 36V35H181ZM228 36H230V35H228ZM228 36H225L224 38H227ZM235 36V35H234ZM21 37V36H20ZM28 37V36H27ZM41 37V36H40ZM40 37H38V38H40ZM49 37V36H48ZM48 37H46V38H48ZM60 37V36H59ZM63 37H67V36H63ZM111 37V38H112ZM125 37H127V36H125ZM170 37V36H169ZM219 37V36H218ZM36 38V37H35ZM69 39H70V37H68ZM73 38V37H72ZM80 38V37H79ZM79 38H77V39H79ZM88 38V37H87ZM100 38V37H99ZM131 38V37H130ZM129 38V39H130ZM137 38V37H136ZM136 38H134V39H136ZM139 38H141V37H139ZM155 38V37H154ZM167 38V37H166ZM172 38H174V37H172ZM176 38V37H175ZM206 38H208V37H206ZM216 38V37H215ZM223 38V39H224ZM26 39V36L24 37V40ZM53 39H55V38H53ZM63 39V38H62ZM75 39H76V37H75ZM84 39V38H83ZM148 39V38H147ZM146 39V40H147ZM158 39H160V38H158ZM168 39V38H167ZM171 39V38H170ZM31 40V39H30ZM30 40H27V41H29L30 42ZM50 40H51V36H50ZM58 40V39H57ZM64 40V39H63ZM68 40V39H67ZM66 40V41H67ZM73 41L72 42H74V38L72 39ZM114 40V39H113ZM112 40V41H113ZM120 40V39H119ZM175 40V39H174ZM193 40V39H192ZM227 40V39H226ZM2 41V42H1ZM22 41V40H21ZM26 41V40H25ZM42 41V40H41ZM40 41V42H41ZM52 41V40H51ZM60 41L62 42V40H61V38H60ZM65 41V40H64ZM63 41V42H64ZM65 41V42H66ZM75 41H77V40H75ZM101 41H103L102 39H101ZM105 41H108V40H105ZM111 41V42H112ZM116 41H117V39H116ZM116 41H114V42H116ZM131 41H132V39H131ZM153 42L152 41V39L151 40H149L148 42ZM179 41V40H178ZM194 41V40H193ZM219 41V40H218ZM29 42H27V44L29 43ZM42 42H47V40L46 41H42ZM50 42V41H49ZM89 42V41H88ZM99 42V41H98ZM110 42V41H109ZM147 42V43H148ZM191 42V41H190ZM261 42H259V43H261ZM2 43V44H1ZM23 43H24V41L22 42V44H20V43H18V44H20V45H23ZM54 43V42H53ZM69 42H67V44H68ZM70 43H71V41H70ZM74 43H76V42H74ZM73 43V44H74ZM119 43V42H118ZM136 43H141V44H143V43H146V42H142V41H140V42H135V44H133L134 45V48H135V50H139V49H136ZM146 43V44H147ZM159 43H161V42H159ZM176 43V42H175ZM174 43V44H175ZM220 43V42H219ZM40 44H42V43H40ZM50 44L52 45V42H50ZM65 44V43H64ZM63 44V45H64ZM82 44V43H81ZM94 44V43H93ZM96 44V43H95ZM105 44V43H104ZM106 44H108V43H106ZM116 44V43H115ZM122 44V43H121ZM131 44V43H130ZM152 44H154V42L152 43ZM167 44V43H166ZM172 44V43H171ZM170 44V45H171ZM192 44V43H191ZM221 44V43H220ZM14 46L15 48L13 49L14 50V54L12 55V54H10V53H6V49H9V48H5L6 46H4V47H1L2 48V50H1V48H0V58H3L2 60L0 59V62H2L3 60L5 61V62H3L4 63V67L2 68V69H0V78H1V80L2 81H0V83L1 82H6L7 83V86L8 85H10V82L11 81H13V80H17V79H19L18 81H21V83L19 84V83H17V85L15 84V88L13 89V88H11L10 86H8L7 87V89H13L14 90V92H16L17 94H18V91L20 92V93H22L23 91H25V92H27L28 94H30V95H36V96H38L40 93H42L43 95L45 94V93H47L46 91H51V92H53V94H54V97H55V95L57 94V93H59V92H61V90L63 91V89H62V87L64 86V85H62L63 84V77L65 76H63L62 78H57V77H55V75L54 74H58V75H60V72L58 73V72H55V71H62V70H64V64H63V62H62V60L59 58V57H61V56H59L58 58H56L55 60H52V63H50L51 62V60H49L48 61V59H44V60H46V61H41L43 58H41V60H40V57L41 56H43V54L47 51V49L48 48H46V47H44V46H41V48H38V47H35L34 46V48H38V49H34V48H32L31 49V51L32 52H34V55H35V57H34V61H35V64L33 65V63H34V61H29V59H28V57H31L30 55H31V53H28L29 55H28V57L27 58H25L26 56H24L23 54L21 55L20 54V56H19V53L17 52L18 50V47L20 48L21 46ZM30 45V44H29ZM45 45V44H44ZM54 45V44H53ZM66 45V44H65ZM72 45V44H71ZM70 45V46H71ZM110 45V44H109ZM118 45V44H117ZM124 45V44H123ZM195 45V44H194ZM213 45V44H212ZM217 45H219V44H217ZM25 46V45H24ZM36 46H38V44H36ZM40 46V45H39ZM58 46V45H57ZM73 46H75V45H73ZM96 46V45H95ZM114 46V45H113ZM149 46H151V50H152V47H153V45H148L147 47H149ZM162 46V45H161ZM163 46H164V44H163ZM195 46H197V45H195ZM209 45H207V47H208ZM214 46V45H213ZM48 47H50V46H48ZM55 47V46H54ZM66 48L67 47H69V45L68 46H65ZM88 47V46H87ZM92 47V46H91ZM106 47V46H105ZM115 47V46H114ZM118 47V46H117ZM117 47H115V49L117 48ZM146 47V48H147ZM170 47V46H169ZM194 47V46H193ZM205 47V46H204ZM212 47V46H211ZM216 47H218V46H216ZM221 47V46H220ZM253 47V46H252ZM11 48V47H10ZM22 48V47H21ZM21 48H20V50H21ZM24 48V47H23ZM53 48V47H52ZM51 48V49H52ZM61 48H63V47H61ZM70 48V47H69ZM106 48H108V47H106ZM120 48H122V47H120ZM125 48V47H124ZM185 48H186V46H185ZM206 48V47H205ZM254 48H257V47H253L252 49H254ZM54 49V48H53ZM77 49H78V46H77ZM81 49V48H80ZM83 49H85V48H83ZM82 49V50H83ZM88 49V48H87ZM102 49V48H101ZM100 49V50H101ZM105 49V48H104ZM109 49V48H108ZM119 49V48H118ZM142 49V48H141ZM170 49H172V48H170ZM175 49V48H174ZM187 49V48H186ZM191 49V48H190ZM212 49V48H211ZM249 49H251V47L249 48ZM12 50V51H13ZM28 50V49H27ZM55 50V49H54ZM70 50V49H69ZM72 51H73V49H71ZM89 50V49H88ZM111 50L112 49H110V52H111ZM133 50V49H132ZM143 50V49H142ZM145 50V49H144ZM163 50H165V48H163ZM215 50V49H214ZM220 50V49H219ZM245 50V49H244ZM263 50V49H262ZM11 50H10V52H12ZM28 51H30V50H28ZM60 51V50H59ZM62 51V50H61ZM68 51V50H67ZM74 51H75V49H74ZM84 51V50H83ZM90 51V50H89ZM95 51V50H94ZM105 51V50H104ZM104 51H102V52H104ZM115 51V50H114ZM128 51V50H127ZM182 51V50H181ZM243 51V50H242ZM250 51V50H249ZM27 52V51H26ZM87 52V51H86ZM91 52V51H90ZM117 52H119V51H117ZM173 52V51H172ZM212 52H214V51H212ZM218 52V51H217ZM237 52V51H236ZM257 52V51H256ZM82 53V52H81ZM89 53V52H88ZM94 53V52H93ZM98 53V52H97ZM105 53V52H104ZM104 53L102 54V55H104ZM108 53V52H107ZM107 53L105 54V55H107ZM112 53V52H111ZM115 53V52H114ZM113 53V54H114ZM123 53V52H122ZM242 53V52H241ZM24 54H25V52H24ZM33 54V53H32ZM60 54V53H59ZM64 54V53H63ZM67 54V53H66ZM75 54V53H74ZM80 54V53H79ZM117 54V53H116ZM116 54H115V56H116ZM162 54V53H161ZM165 54V53H164ZM173 54V53H172ZM214 54V53H213ZM212 54V55H213ZM61 55H62V53H61ZM76 55V54H75ZM108 55H110V53L108 54ZM121 55V54H120ZM142 55V54H141ZM209 55V54H208ZM221 55V54H220ZM261 55V54H260ZM45 56H47V55H45ZM44 56V57H45ZM87 56V55H86ZM111 56H114V55H111ZM111 56H109V57H111ZM118 57H119V55H117ZM116 56V57H117ZM124 56V55H123ZM178 56V55H177ZM187 56V55H186ZM185 56V57H186ZM241 56V55H240ZM243 56V55H242ZM241 56V57H242ZM251 55H249V57H250ZM50 57V56H49ZM67 57V56H66ZM69 57V56H68ZM78 57H80L79 55H78ZM84 57V56H83ZM82 57V58H83ZM117 57V58H118ZM156 57L158 58V55H156ZM171 57H173V56H171ZM194 57H196V56H194ZM199 57H201V56H199ZM257 57H259V56H257ZM256 57V58H257ZM261 57V56H260ZM50 58H52V57H50ZM64 58H65V55H64ZM75 58H76V56H75ZM85 58V57H84ZM94 58V57H93ZM99 58H100V55H99ZM111 58H113V57H111ZM115 58V57H114ZM121 58V57H120ZM123 58H125V57H123ZM122 58V59H123ZM130 58V57H129ZM128 58V59H129ZM140 58V57H139ZM141 58H144V55H143V57H141ZM181 58H182V56H181ZM213 59H214V56L212 57ZM219 58V57H218ZM243 58V57H242ZM252 58V57H251ZM254 58V57H253ZM31 59V58H30ZM54 59V58H53ZM62 59H63V56H62ZM80 59V58H79ZM87 59V58H86ZM98 59V58H97ZM116 59V58H115ZM146 59V58H145ZM195 59V58H194ZM250 59V58H249ZM259 59H261V58H259ZM39 60L41 61V62H39ZM76 60H77V58H76ZM76 60L74 59V61H75V63H76ZM94 60V59H93ZM101 60H102V57H101ZM104 60V59H103ZM112 60V59H111ZM110 59H109V61H111ZM120 60V59H119ZM126 60H127V58H126ZM130 60V59H129ZM132 60V59H131ZM163 60H165V59H163ZM182 60V59H181ZM27 61H29L28 62V64L30 63V62H32V64L29 66L28 64V66L26 67V66H24L23 64H26L27 63ZM64 61V60H63ZM88 61V60H87ZM97 61H99V59L97 60ZM96 61V62H97ZM106 61V60H105ZM168 61V60H167ZM171 61V60H170ZM176 61V60H175ZM180 61V60H179ZM200 61V60H199ZM220 61V60H219ZM25 62V63H24ZM37 62V63H36ZM69 62V61H68ZM113 62V61H112ZM116 62V61H115ZM121 62V61H120ZM123 62V61H122ZM127 62V61H126ZM134 62V61H133ZM141 62V61H140ZM182 62H183V60H182ZM186 62V61H185ZM205 62V61H204ZM217 62V61H216ZM221 62V61H220ZM232 62V61H231ZM260 62V61H259ZM81 63V62H80ZM109 63V62H108ZM173 63V62H172ZM197 62L195 61V64H196ZM201 63V62H200ZM222 63V62H221ZM82 64V63H81ZM110 65L111 64H113V63H109ZM118 64V63H117ZM128 64H131V63H128ZM167 64V63H166ZM183 64V63H182ZM187 64V63H186ZM85 65H86V63H85ZM84 65V66H85ZM94 65V64H93ZM113 65H115V64H113ZM125 65H127L126 63H125ZM180 65V64H179ZM247 65V64H246ZM249 65V64H248ZM0 66H2V64L0 65ZM32 66H35L36 68H32ZM82 65H80V67H81ZM112 66V65H111ZM128 66V65H127ZM126 66V67H127ZM134 66V65H133ZM160 66V65H159ZM198 66H200V65H198ZM239 66H241V65H239ZM242 66H243V64H242ZM14 67H15V69H17V72H18V69L19 68H21V69H23V72L25 71V73H23L22 75H21V72H20V70H19V72H20V75L18 74V76H17V74H14L13 72H10L11 71V69H13V70H15L14 69ZM29 67V68H28ZM136 67V66H135ZM149 67V66H148ZM172 67V66H171ZM189 67V66H188ZM238 67V66H237ZM66 68V67H65ZM117 68V67H116ZM115 68V69H116ZM119 68H121V67H118V69ZM125 68V67H124ZM130 68V67H129ZM175 68H176V66H175ZM198 68V67H197ZM72 69V68H71ZM110 69H112V68H110ZM131 69V68H130ZM142 69V68H141ZM160 69V68H159ZM200 69H202V66L200 67ZM243 69V68H242ZM78 70V69H77ZM80 70H82L81 68H80ZM92 70V69H91ZM99 70V69H98ZM108 70V69H107ZM123 70V69H122ZM125 70H127V68L126 69H124L123 71L125 72ZM170 70V69H169ZM198 69H196V71H197ZM210 70V69H209ZM209 70H207V71H209ZM213 70V69H212ZM244 70V69H243ZM246 70V69H245ZM248 70V69H247ZM129 71V70H128ZM130 71H132V70H130ZM129 71V73L128 74H130L131 75V72ZM161 71V70H160ZM172 71V70H171ZM182 71V70H181ZM181 71H179V72H181ZM190 71V70H189ZM199 71V70H198ZM197 71V72H198ZM238 71V70H237ZM16 72V71H15ZM16 72V73H17ZM55 72V73H54ZM70 72V71H69ZM75 72V71H74ZM73 72V73H74ZM87 72V71H86ZM114 72V71H113ZM116 72V71H115ZM156 73H157V71H155ZM164 72V71H163ZM90 73V72H89ZM111 73H112V71H111ZM121 73V72H120ZM126 73V74H127ZM171 73H174V71H172ZM171 73H169L170 75H171ZM206 73V72H205ZM61 74H62V72H61ZM83 73H81V76L83 77V75H82ZM98 74V73H97ZM109 74V73H108ZM107 74V75H108ZM114 74V73H113ZM119 74V73H118ZM124 74V73H123ZM149 74V73H148ZM183 74H186V73H183ZM189 74V73H188ZM194 74H196V72L195 73H193V75ZM66 75H67V73H66ZM77 75V74H76ZM84 75H86V74H84ZM120 75V74H119ZM132 75H133V73H132ZM187 75V74H186ZM192 75V74H191ZM205 75H207V74H205ZM234 75H236V74H234ZM72 76V75H71ZM110 76V79H111V75H109ZM108 76V77H109ZM117 76V75H116ZM123 76H125V75H123ZM150 76V75H149ZM156 76V75H155ZM154 75L152 76V77H155ZM158 76H161V75H158ZM173 76V75H172ZM182 76V75H181ZM211 76H212V74H211ZM243 76V75H242ZM18 77V78H17ZM85 77V76H84ZM84 77H83V79H84ZM120 77V76H119ZM122 77V76H121ZM131 76H129L128 78H130ZM174 77H175V75H174ZM178 77V76H177ZM183 77V76H182ZM181 77V79H183ZM195 77V76H194ZM200 77V76H199ZM238 77V76H237ZM249 77H251V76H249ZM254 77H258V76H254ZM16 78V79H15ZM49 78H57V79H54V81L51 83L50 82V80H49ZM96 78V77H95ZM100 78V77H99ZM98 78V79H99ZM114 78H116V77H114ZM117 78H118V76H117ZM116 78V80H118ZM134 78V77H133ZM165 78V77H164ZM167 78H169V75H168V77ZM167 78H165V79H167ZM173 78V77H172ZM187 78V77H186ZM190 78V77H189ZM202 78H204V76L202 75ZM87 79V78H86ZM91 79V78H90ZM124 79H126V78H124ZM178 79V78H177ZM188 79V78H187ZM200 79H201V77H200ZM65 80H66V76H65ZM69 80H71V79H69ZM77 80H78V78H77ZM81 80V79H80ZM87 80H89V78L87 79ZM86 80V81H87ZM100 81H101V79H99ZM121 80V79H120ZM154 80V79H153ZM170 80H172V79H170ZM180 79H178L177 81H179ZM202 80V79H201ZM253 80V79H252ZM257 80V79H256ZM82 81V80H81ZM115 81V80H114ZM130 81V80H129ZM133 81V80H132ZM167 81V80H166ZM202 81H205V80H202ZM70 82V81H69ZM95 82H97L96 80H95ZM111 82H113V81H111ZM121 82V81H120ZM160 82V81H159ZM158 82V83H159ZM169 82V81H168ZM196 82H197V80H196ZM5 83V84H6ZM73 83V82H72ZM71 83V84H72ZM81 83H83V81L81 82ZM151 83H153V82H151ZM172 83V82H171ZM194 83V82H193ZM204 83V82H203ZM222 83V82H221ZM69 84V83H68ZM86 84H88V83H86ZM85 84V85H86ZM95 83L93 82V85H94ZM113 84H115V83H113ZM174 84V83H173ZM187 84V83H186ZM202 84V83H201ZM73 85V84H72ZM78 85V84H77ZM107 85V84H106ZM128 85V84H127ZM183 85V84H182ZM195 85V84H194ZM203 85V84H202ZM215 85V84H214ZM264 85V84H263ZM14 86V85H13ZM12 86V87H13ZM124 86V85H123ZM191 86V85H190ZM204 86V85H203ZM219 86H221V84L219 85ZM224 86V85H223ZM74 87V86H73ZM80 87V86H79ZM91 87V86H90ZM100 87V86H99ZM113 87H115V86H113ZM119 88L118 89H121L120 88V86H118ZM130 87V86H129ZM132 87V86H131ZM134 87V86H133ZM163 87V86H162ZM170 87V86H169ZM6 87H3V89H5ZM70 88V87H69ZM72 88V87H71ZM93 87H91V89H92ZM109 88V87H108ZM108 88H106V89H108ZM111 88V87H110ZM116 88V87H115ZM151 88V87H150ZM223 88V87H222ZM6 89V90H7ZM90 89V88H89ZM114 89V88H113ZM131 89V88H130ZM133 89V88H132ZM232 89H233V87H232ZM111 90V89H110ZM124 90V89H123ZM122 90V91H123ZM227 90V89H226ZM117 91V90H116ZM119 91V90H118ZM121 91V92H122ZM132 91V90H131ZM12 92V91H11ZM106 92V91H105ZM112 92H113V90H112ZM172 92V91H171ZM5 93H6V91H5ZM8 93V92H7ZM62 93V92H61ZM72 93V92H71ZM82 93H83V91H82ZM96 93V92H95ZM108 93V92H107ZM117 93V92H116ZM156 93H157V91H156ZM203 93V92H202ZM38 94V95H37ZM41 94V95H42ZM111 94V93H110ZM109 93H108V95H110ZM113 94V93H112ZM120 94V93H119ZM135 94V93H134ZM12 95H13V93H12ZM22 95V94H21ZM29 95V96H30ZM42 95V96H43ZM48 95H49V92H48ZM124 95V94H123ZM192 95V94H191ZM18 96V95H17ZM27 96V95H26ZM42 96H41V98H42ZM47 96V95H46ZM56 96H58V95H56ZM90 96V95H89ZM94 96H95V94H94ZM115 96V95H114ZM135 96V95H134ZM174 96V95H173ZM207 96V95H206ZM1 97H2V95H1ZM19 97V96H18ZM17 97V98H18ZM23 97V96H22ZM33 97V96H32ZM44 97V96H43ZM61 97V96H60ZM92 97V96H91ZM97 99L100 97V95H99V97H97V96H95ZM127 97V96H126ZM238 97H240V96H238ZM237 97V98H238ZM2 98H5V96L4 97H2ZM16 98V99H17ZM27 98H28V96H27ZM34 98V97H33ZM33 98H30L31 100L33 99ZM47 98H49V96L48 97H45V99H47ZM56 98V97H55ZM114 98V97H113ZM193 98V97H192ZM202 98V97H201ZM20 99V101H21V99L22 98H19ZM35 99H37V100H35V101H38V98H36L35 97ZM43 99V98H42ZM57 99H58V97H57ZM57 99H56V101H57ZM60 99V98H59ZM73 99V98H72ZM103 99V98H102ZM116 99V98H115ZM183 99V98H182ZM199 99V98H198ZM1 100V99H0ZM10 100V99H9ZM30 100V102L32 103V105L34 104L33 102L34 101H31ZM50 100V102L52 101L51 99H49ZM48 100V101H49ZM64 100H66V99H64ZM69 100V99H68ZM92 100H93V97H92ZM111 100V99H110ZM204 100V99H203ZM221 100H223V99H221ZM6 101H7V99H6ZM23 101V100H22ZM45 101V100H44ZM47 101V100H46ZM54 101V100H53ZM56 101H54V102H56ZM77 101V100H76ZM89 101V100H88ZM105 101V100H104ZM127 101V100H126ZM202 101V100H201ZM226 101V100H225ZM15 102V101H14ZM58 102V101H57ZM63 102V101H62ZM97 102H100V101H97ZM106 102V101H105ZM118 102V101H117ZM160 102V101H159ZM198 102H200V101H198ZM220 102V101H219ZM232 102H234V103H236L235 101H232ZM250 102V101H249ZM2 103V102H1ZM16 103V102H15ZM19 103V102H18ZM17 103V104H18ZM38 103H40V102H38ZM46 103V102H45ZM48 103V102H47ZM60 103H61V101H60ZM65 103V102H64ZM68 103V102H67ZM166 103H169V102H166ZM222 103H223V101H222ZM5 104H6V102H5ZM22 104V103H21ZM20 104V105H21ZM36 104V103H35ZM55 104V103H54ZM62 104V103H61ZM60 104V105H61ZM93 104H94V101H93ZM109 104V103H108ZM114 104V103H113ZM213 104V103H212ZM227 104V103H226ZM3 105V104H2ZM15 106H16V104H14ZM13 105V106H14ZM37 105V104H36ZM43 105L45 106V104L43 103ZM46 105H48V104H46ZM50 106H53L52 105V103L51 104H49ZM48 105V107H50ZM57 105V104H56ZM101 105V104H100ZM104 105H105V103H104ZM110 105V104H109ZM167 105V104H166ZM169 105H171L170 103H169ZM4 106V105H3ZM6 106H8V104L6 105ZM19 106V105H18ZM35 106V105H34ZM58 106V105H57ZM56 106V107H57ZM76 106V105H75ZM127 106H128V104H127ZM161 106H163V104L161 105ZM171 106H173V105H171ZM196 106V105H195ZM207 106V105H206ZM226 106H228V105H226ZM236 106V105H235ZM21 107V106H20ZM25 107V106H24ZM37 106H35V108H36ZM39 107H40V104H39ZM39 107H37V108H39ZM63 107V106H62ZM111 107V106H110ZM126 107V106H125ZM159 108H162V107H160V106H158ZM214 107H216V106H214ZM231 107V106H230ZM14 108V107H13ZM31 108V107H30ZM36 108V109H37ZM41 108L42 107H40L39 109L41 110ZM51 108V107H50ZM74 108V107H73ZM126 108H128V107H126ZM231 108H233V107H231ZM238 109L237 110H239V107H237ZM1 109V108H0ZM20 109V108H19ZM39 109H38V112H39ZM52 109V108H51ZM50 109V110H51ZM58 109V108H57ZM56 109V110H57ZM77 109V108H76ZM124 109V108H123ZM154 109H156V108H154ZM214 109H216V108H214ZM214 109H212V110H214ZM222 111L223 110H225V109H223V108H220ZM241 109V108H240ZM252 109V108H251ZM28 110V109H27ZM47 110V109H46ZM153 110V109H152ZM157 110V109H156ZM156 110H154V111H156ZM158 110H161V109H158ZM167 110V109H166ZM207 110V109H206ZM227 110V109H226ZM14 111V110H13ZM25 111V110H24ZM49 111V110H48ZM52 111V110H51ZM55 111V110H54ZM58 111V110H57ZM56 111V112H57ZM68 111V110H67ZM81 111V110H80ZM162 112H164L165 113V109L164 110H161ZM215 111V110H214ZM213 111V112H214ZM233 111V110H232ZM236 111V110H235ZM241 111V110H240ZM17 112V111H16ZM23 112V111H22ZM26 112V111H25ZM29 112V111H28ZM27 112V113H28ZM36 112H37V110H36ZM47 112V111H46ZM59 112V111H58ZM62 112H63V109H62ZM61 112V113H62ZM102 112V111H101ZM118 112V111H117ZM156 112H159V111H156ZM167 112H168V110H167ZM169 112H171V111H169ZM168 112V113H169ZM173 112V111H172ZM193 112H194V110H193ZM211 112V111H210ZM210 112H208V113H210ZM216 112V111H215ZM214 112V113H215ZM236 112H238V111H236ZM250 112H252V111H250ZM249 112V113H250ZM14 113V112H13ZM24 113V112H23ZM32 113V112H31ZM41 113V112H40ZM44 113V112H43ZM49 113H50V111H49ZM53 113V112H52ZM109 113V112H108ZM119 113V112H118ZM191 113V112H190ZM218 113V112H217ZM222 113H224V112H222ZM16 114H18V113H16ZM15 114V115H16ZM36 114V113H35ZM104 114V113H103ZM107 114V113H106ZM159 114H161L160 112H159ZM167 114V113H166ZM219 114H221V113H219ZM264 114V113H263ZM11 115V114H10ZM20 115V114H19ZM30 115V114H29ZM39 115V114H38ZM49 115V114H48ZM50 115H53V114H50ZM58 115V114H57ZM140 115V114H139ZM169 115V114H168ZM209 115V114H208ZM224 115V114H223ZM231 115V114H230ZM238 115H240V114H238V113H236V115L235 116H238ZM6 116H7V114H6ZM18 116V115H17ZM17 116H15V118L17 117ZM21 116V115H20ZM36 116V115H35ZM42 116V115H41ZM46 116V115H45ZM66 116H67V114H66ZM69 116V115H68ZM111 116V115H110ZM128 116V115H127ZM145 116V115H144ZM162 116H165V115H162ZM189 116V115H188ZM187 116V117H188ZM7 117H9V116H7ZM7 117H5V120L7 119ZM19 117V116H18ZM43 117H44V115H43ZM51 117V116H50ZM55 116H53V118H54ZM83 117V116H82ZM152 117V116H151ZM191 117H193V116H191ZM190 117V118H191ZM202 117H207V116H202ZM232 117V116H231ZM1 118V117H0ZM13 118H14V116H13ZM59 118V117H58ZM61 118V117H60ZM93 118V117H92ZM102 120H103V118L102 117H100ZM99 118V119H100ZM170 118V117H169ZM168 118V119H169ZM195 118V117H194ZM225 118V117H224ZM235 118H238V117H235ZM235 118H233L234 120H235ZM263 118V117H262ZM11 119V118H10ZM36 119V118H35ZM44 118H42V120H43ZM50 120H51V118H49ZM62 119V118H61ZM94 119V118H93ZM112 119H114V118H112ZM111 119V120H112ZM136 119H138V118H136ZM159 119H161L160 118V116H159ZM184 119V118H183ZM210 119H212V117H210ZM221 119V118H220ZM239 119V118H238ZM242 119V118H241ZM264 119V118H263ZM13 120V119H12ZM39 120V119H38ZM41 120V119H40ZM73 120H74V118H73ZM82 120V119H81ZM108 120V119H107ZM119 120V119H118ZM121 120V119H120ZM140 120H142V119H140ZM166 120H167V118H166ZM195 120V119H194ZM204 120H206V118H202V121H200V123L201 122H203ZM216 121L218 120V119H215ZM3 122V124H4V120H2ZM20 121V120H19ZM21 121H22V119H21ZM24 121L26 122L27 120H26V118L24 119ZM32 121V120H31ZM58 121H59V119H58ZM83 121V120H82ZM85 121V120H84ZM100 121V120H99ZM115 121V120H114ZM113 121V122H114ZM136 121H138V120H136ZM145 121V120H144ZM161 121V120H160ZM163 121H164V119H163ZM174 121V120H173ZM182 121H184V120H182ZM181 121V122H182ZM261 121V120H260ZM38 122V121H37ZM39 122H41V121H39ZM43 123H45L44 122V120L42 121ZM49 122V121H48ZM47 122V123H48ZM55 122H57V121H55ZM54 122V123H55ZM103 122V121H102ZM117 122V121H116ZM193 122H196V121H193ZM205 122V121H204ZM204 122L203 123H201V124H204ZM209 122V121H208ZM207 121H206V123L205 124H207L208 123ZM8 123V122H7ZM17 123V122H16ZM34 123L35 124H37L36 123V121H34ZM47 123H45V124H47ZM79 123V122H78ZM80 123H82L81 121H80ZM87 123V122H86ZM97 123H98V121H97ZM100 123V122H99ZM104 123V122H103ZM105 123H106V121H105ZM120 123V122H119ZM162 123V122H161ZM185 123H186V121H185ZM184 123V124H185ZM198 123H199V121H198ZM197 123V124H198ZM259 123V121L258 122H256L255 124H258ZM11 124V126L13 125L12 123H10ZM18 124V123H17ZM16 124V125H17ZM20 124H22V123H20ZM26 124V123H25ZM50 124H51V121H50ZM121 124V123H120ZM150 124V123H149ZM171 124H173L174 125V123H171ZM178 124V123H177ZM189 124V123H188ZM197 124H195V125H197ZM200 124V125H201ZM210 124H211V120H210ZM7 125V124H6ZM16 125H15V127H16ZM19 125V124H18ZM39 125H41V123L39 124ZM43 125V124H42ZM53 125V124H52ZM55 125V124H54ZM54 125H53V127H54ZM65 125H67V124H65ZM89 125V124H88ZM103 125V124H102ZM108 125V124H107ZM116 125V124H115ZM132 125V124H131ZM138 125V124H137ZM161 125V124H160ZM163 125H165L164 123H163ZM182 125V124H181ZM236 125H238V124H236ZM249 125V124H248ZM261 125V124H260ZM47 126V125H46ZM49 126V125H48ZM68 126V125H67ZM73 126V125H72ZM71 126V127H72ZM81 126H83V125H81ZM122 126V125H121ZM152 126V125H151ZM168 126H170V124L169 125H167V128H168ZM191 126H192V124H191ZM198 126V125H197ZM216 126H218V125H216ZM222 126V125H221ZM254 126V128L253 129H251V132L250 133H247L248 135H246V133H245V135L244 136H240L239 138L237 137V139H233L232 138V140H234V141H226V142H224L223 143V145H219L218 147H216L215 149H214V151H211L210 149V155L207 153L206 154V152L204 153V154H206V155H203V157L202 158H205V159H207L204 163H202V165H203V167H207L208 165H209V167L208 168H210L211 166H213V170H212V172H210V171H206L207 172V174H205L204 176H202L200 179H197V180H199V181H195L194 182V180H190L189 181V184L187 185V186H190V192L188 193V196H187V198H186V200H187V205H185V199L183 200L184 201V203L182 204V205H185V206H183V207H185V210H187V211H184V212H186V214H187V217H186V219L184 220V223L182 224L183 226H180L181 224L179 223V222H177V221H179V220H181V219H183V218H181V219H178V220H176V218H178V217H176V215L178 216V214H175L174 216H172V217H176V218H173L174 219V223H172V222H170L173 226H174V229L172 228V230L174 231V234L172 235L171 233H170V236L168 237V238H170V240L173 238V243L174 244H172V246L174 245V247L176 248H174L177 252H175V250H174V252L173 253H179V254H175V255H177L178 256V260H179V258H180V262L182 263V264H264V137H262V136H259L258 135V133H259V130L262 128V127H264V126H262V127H260V126H257V125H253ZM2 126H1V124H0V128H1ZM5 127V126H4ZM6 127H8V125L6 126ZM13 127V126H12ZM19 127H20V125H19ZM26 127V126H25ZM56 127V126H55ZM58 127V126H57ZM79 127V126H78ZM90 127V126H89ZM103 127V126H102ZM107 127V126H106ZM129 127V126H128ZM138 127V126H137ZM146 127V126H145ZM166 127V126H165ZM180 127V126H179ZM188 127V126H187ZM193 127V128H192ZM191 127V129H194V126H192ZM199 127V126H198ZM228 127V126H227ZM239 127V126H238ZM11 128V127H10ZM24 128V127H23ZM34 128V127H33ZM38 128V127H37ZM59 128H60V126H59ZM68 128V127H67ZM67 128H66V130H67ZM95 128V127H94ZM143 128V127H142ZM149 128V127H148ZM189 128H190V126H189ZM230 128H234V127H230ZM252 128V127H251ZM3 128H1V130H2ZM45 129V128H44ZM72 129V128H71ZM104 129V128H103ZM117 129V128H116ZM127 129V128H126ZM129 129V128H128ZM132 129V128H131ZM136 129V128H135ZM171 129V128H170ZM183 129V128H182ZM181 129V131H183ZM187 129V128H186ZM191 129H189V130H191ZM207 129V128H206ZM229 129V128H228ZM264 129V128H263ZM11 130V129H10ZM10 130H8V131H10ZM52 130V129H51ZM50 130V131H51ZM96 130V129H95ZM155 130V129H154ZM166 130H169V129H166ZM179 130H180V128H179ZM188 130V131H189ZM195 130V129H194ZM205 130V129H204ZM211 130H213V129H211ZM226 130V129H225ZM236 130H240V128H237ZM244 130V129H243ZM3 131V130H2ZM12 131H13V129H12ZM64 131H65V127H64ZM97 131V130H96ZM115 131V130H114ZM118 131V130H117ZM135 131V130H134ZM231 131L232 132H234L235 133V131H233V129H231ZM20 132H21V130H20ZM44 132H46V131H44ZM49 132V131H48ZM93 132V131H92ZM141 132V131H140ZM176 132V131H175ZM192 132H193V130H192ZM11 133V132H10ZM34 133V132H33ZM61 133H63V132H61ZM70 133V132H69ZM73 133V132H72ZM105 133V132H104ZM127 133H129V132H127ZM126 133V134H127ZM190 132H188V134L187 135H190L189 134ZM220 133V132H219ZM225 133V132H224ZM241 133V132H240ZM1 134V133H0ZM7 134H9V133H7ZM75 134V133H74ZM76 134H77V132H76ZM75 134V135H76ZM116 134V133H115ZM125 134V133H124ZM155 134V133H154ZM169 134H170V132H169ZM175 134V133H174ZM191 134H193V133H191ZM209 134V133H208ZM207 134V137L209 136ZM262 134V133H261ZM12 135V134H11ZM11 135H10V137H11ZM17 135V134H16ZM15 135V136H16ZM47 135V134H46ZM46 135H44V138L46 137ZM51 135H53V134H51ZM71 135V134H70ZM69 135V136H70ZM83 135H85V134H83ZM173 135V134H172ZM172 135H170V136H168V138L169 137H172L173 139L174 138H177V137H173ZM181 135V134H180ZM237 135V134H236ZM7 136H9V135H7ZM50 136V135H49ZM62 136V135H61ZM129 136V135H128ZM139 136V135H138ZM154 136V135H153ZM176 136V135H175ZM191 136V138H193V136L192 135H190ZM223 136V135H222ZM222 136H221V138H222ZM4 137H6V135L4 136ZM3 137V138H4ZM63 137H65V136H63ZM78 135H77V139H78ZM85 137V136H84ZM229 137H232V136H229ZM2 138V139H3ZM29 138V137H28ZM50 138V137H49ZM54 138H55V136H54ZM53 138V139H54ZM75 138V137H74ZM80 138V137H79ZM82 138V137H81ZM87 138V137H86ZM102 138H103V136H102ZM118 138V137H117ZM172 138H170V139H172ZM183 138H186V136L184 135L183 136ZM226 138V137H225ZM25 139V138H24ZM46 139H48V138H46ZM50 139H52V138H50ZM71 139V138H70ZM99 139V138H98ZM121 139V138H120ZM126 139V138H125ZM139 139V138H138ZM182 139V138H181ZM195 139H196V137H195ZM231 139V138H230ZM9 140H10V138H9ZM37 140V139H36ZM49 140V139H48ZM82 140H84V139H81L80 141H82ZM92 140V139H91ZM175 140V139H174ZM178 140V139H177ZM185 140H187V139H185ZM189 140L190 141H193V140H191L190 138H189ZM188 140V141H189ZM199 140V139H198ZM209 140V139H208ZM212 140V139H211ZM6 142H7V138H6V140H5ZM52 141V140H51ZM59 141V140H58ZM71 141V140H70ZM75 141H76V139H75ZM79 141V142H80ZM124 141V140H123ZM162 141H165V140H162ZM173 141V140H172ZM172 141H170L169 140V142H171V143H173ZM188 141L186 142V141H184V142H182L183 144L186 142L187 144H188ZM210 141V140H209ZM208 141V142H209ZM212 141H215V140H212ZM2 141H0V143H1ZM10 142V141H9ZM9 142H8V144H9ZM53 142V141H52ZM51 142V143H52ZM127 142V141H126ZM217 142V141H216ZM3 143V142H2ZM65 143V142H64ZM82 143V142H81ZM84 143H85V141H84ZM159 143V142H158ZM158 143H156V144H158ZM195 143V142H194ZM211 143V142H210ZM217 143H219V142H217ZM216 143V144H217ZM59 144H61V143H59ZM101 144H102V142H101ZM164 144V143H163ZM181 144V143H180ZM190 144V143H189ZM212 144V143H211ZM52 145H54V143L52 144ZM104 145V144H103ZM134 145V144H133ZM165 145V144H164ZM199 145V144H198ZM202 145V144H201ZM77 146V145H76ZM105 146V145H104ZM131 146V145H130ZM183 146V145H182ZM185 146H187V145H185ZM208 146H211V145H208ZM5 147V146H4ZM58 147V146H57ZM75 147V146H74ZM78 147V146H77ZM83 147V146H82ZM85 147V146H84ZM94 147V146H93ZM108 147V146H107ZM170 147V146H169ZM168 147V148H169ZM171 147H174V146H171ZM170 147V148H171ZM191 147V146H190ZM199 147V146H198ZM202 147V146H201ZM203 147H207V146H203ZM51 148V147H50ZM59 148V147H58ZM66 148V147H65ZM79 148H80V146H79ZM97 148H99V147H97ZM175 148V147H174ZM188 148V147H187ZM195 148V147H194ZM17 149V148H16ZM39 149V148H38ZM68 149V148H67ZM81 149V148H80ZM87 149V148H86ZM89 149H91V148H89ZM103 149V148H102ZM115 149V148H114ZM167 149V148H166ZM206 149V148H205ZM205 149H203V150H205ZM248 149H251V151H248ZM32 150V149H31ZM70 150V149H69ZM76 150H78V149H76ZM116 150H118V149H116ZM170 150V149H169ZM171 150H173V149H171ZM194 151H196L195 149H193ZM206 150H208V149H206ZM205 150V151H206ZM38 151H40V150H38ZM54 151H56V150H54ZM90 151V150H89ZM92 151V150H91ZM194 151H192V152H194ZM22 152V151H21ZM31 152V151H30ZM34 152H36V151H34ZM50 152V151H49ZM53 152V151H52ZM51 152V153H52ZM69 152V151H68ZM74 152V151H73ZM84 152V151H83ZM86 152H88V151H86ZM93 152V151H92ZM166 152V151H165ZM168 152V151H167ZM170 153H168V154H171V152L172 151H169ZM176 152V151H175ZM187 152V151H186ZM27 153V152H26ZM25 153V154H26ZM82 153V152H81ZM90 153V152H89ZM110 153V152H109ZM163 153V152H162ZM188 153H191V150L188 152ZM203 153V152H202ZM212 153V154H211ZM15 154V153H14ZM36 154H38V153H35L34 155H36ZM50 154V153H49ZM82 154H84V153H82ZM95 154V153H94ZM164 154V153H163ZM167 154V153H166ZM175 154V153H174ZM200 154V153H199ZM22 155V154H21ZM32 155V154H31ZM40 155V154H39ZM81 155V154H80ZM89 156H90V154H88ZM88 155H87V158H88ZM104 155V154H103ZM143 155V154H142ZM180 155V154H179ZM186 155H188V154H186ZM209 155V156H208ZM59 156V155H58ZM82 156V155H81ZM101 156V155H100ZM163 156V155H162ZM171 156H172V154H171ZM174 156H177V154L176 155H174ZM181 156V155H180ZM189 156H193V159H194V156H195V154L194 155H189ZM205 156V157H204ZM206 156H208V158L206 157ZM9 157V156H8ZM11 157V156H10ZM34 157V156H33ZM111 157V156H110ZM121 157V156H120ZM165 157H167V156H164V158L163 159H165ZM169 157V156H168ZM184 157V156H183ZM188 157V156H187ZM187 157H184V160H186L185 158H187ZM12 158V157H11ZM10 158V159H11ZM20 158V157H19ZM25 158V157H24ZM37 158V157H36ZM45 158V157H44ZM52 158H53V156H52ZM59 158H60V156H59ZM62 158V157H61ZM60 158V159H61ZM8 159V158H7ZM42 159V158H41ZM78 159V158H77ZM98 159V158H97ZM6 160V159H5ZM4 160V161H5ZM9 160V159H8ZM7 160V161H8ZM13 160V159H12ZM44 160V159H43ZM82 160H84V159H82ZM99 160V159H98ZM121 160H123V159H121ZM176 160V159H175ZM198 160H200L199 158H197V161ZM203 160V159H202ZM28 161H29V159H28ZM28 161H27V163H28ZM31 161V160H30ZM47 161V160H46ZM50 161V160H49ZM54 161V160H53ZM158 161V160H157ZM159 161H162V160H159ZM158 161V162H159ZM171 161V160H170ZM173 161V162H172ZM171 162L174 164L175 162H174V160H172ZM187 161H188V159H187ZM204 161V160H203ZM9 162V161H8ZM10 162H11V160H10ZM9 162V163H10ZM26 162V161H25ZM24 161H23V163H25ZM98 162V161H97ZM111 161H109V163H110ZM163 162V161H162ZM165 162V161H164ZM182 162H183V159H182ZM192 162H194L193 160H192ZM192 162H189L190 164L192 163ZM196 162V161H195ZM199 162V161H198ZM33 163V162H32ZM35 163V162H34ZM53 163V162H52ZM66 163H68V162H66ZM75 163V162H74ZM104 163V162H103ZM111 163H114V162H111ZM109 164V165H112V164ZM116 163V162H115ZM118 163H120V162H118ZM122 163V162H121ZM185 163H188V162H185ZM197 163V162H196ZM200 163V162H199ZM198 163V164H199ZM7 164V163H6ZM11 164V163H10ZM22 164V163H21ZM30 165H31V163H29ZM36 164H38V163H36ZM61 164V163H60ZM102 164V163H101ZM138 164H140V163H138ZM177 164V163H176ZM183 164V163H182ZM181 164V165H182ZM195 164V163H194ZM12 165V164H11ZM15 165V164H14ZM25 165V164H24ZM34 165V164H33ZM116 165V164H115ZM119 165V164H118ZM166 165H169V164H166ZM166 165H165V167H166ZM171 165V164H170ZM185 165V164H184ZM200 165V164H199ZM205 165V166H204ZM211 165V166H210ZM13 166V165H12ZM17 166V165H16ZM26 166H27V164H26ZM25 166V167H26ZM36 166V165H35ZM81 167H82V165H80ZM90 166H92V164L90 165ZM157 166H160V165H157ZM178 166V165H177ZM8 167V166H7ZM24 167V166H23ZM22 167V168H23ZM27 167H29V166H27ZM31 167V166H30ZM64 168H65V166H63ZM70 167V166H69ZM84 167V166H83ZM93 167V166H92ZM92 167H90L91 169H89V170H91L92 171ZM97 167V166H96ZM99 167V166H98ZM112 167V166H111ZM115 167V166H114ZM129 167V166H128ZM190 167L192 168V167H194V165H190ZM190 167H188V169L190 168ZM197 167H199V166H197ZM201 167V166H200ZM10 168V167H9ZM35 168V167H34ZM71 168V167H70ZM168 167H166V169H167ZM186 168V167H185ZM190 168V170H192ZM196 168V167H195ZM7 169V168H6ZM17 169H18V167H17ZM17 169H15V170H17ZM19 169H21V165H20V168ZM28 169V168H27ZM31 169V168H30ZM30 169H28L29 171H30ZM38 169V168H37ZM57 169V168H56ZM61 169H62V167H61ZM66 169V168H65ZM80 169V168H79ZM94 169V168H93ZM102 169V168H101ZM106 169V168H105ZM159 169V171H160V169H163V167L162 168H158ZM171 169V168H170ZM183 169V168H182ZM187 169V170H188ZM202 169H206V168H202ZM10 170V169H9ZM23 170V169H22ZM26 170V169H25ZM32 170V169H31ZM67 170V169H66ZM88 170V169H87ZM95 170V169H94ZM109 170V169H108ZM116 170V169H115ZM121 170H123V168L121 169ZM168 170V169H167ZM187 170L185 169V173H187ZM200 170V169H199ZM3 171V170H2ZM7 171V170H6ZM27 171V170H26ZM40 170H38V172H39ZM86 171V170H85ZM196 171V170H195ZM194 171V172H195ZM11 172V171H10ZM16 171H14V173H15ZM19 172V171H18ZM21 172V171H20ZM28 172V171H27ZM37 172V171H36ZM43 172H44V170H43ZM62 172H64V170L62 171ZM107 172V171H106ZM106 172H105V175H106ZM161 172V171H160ZM160 172H157L158 174H157V176L160 174ZM163 172V171H162ZM172 172V171H171ZM176 172V171H175ZM193 172V171H192ZM191 172V173H192ZM12 173H13V171H12ZM17 173V172H16ZM48 173H50V172H48ZM73 173V172H72ZM78 173V172H77ZM76 173V174H77ZM88 173V172H87ZM91 173V172H90ZM92 173H94V172H92ZM120 173V172H119ZM131 173V172H130ZM134 173V172H133ZM170 173V172H169ZM182 174H184L183 172H181ZM197 173V172H196ZM21 174H23V171H22V173ZM25 174V173H24ZM23 174V175H24ZM42 174V173H41ZM44 174V173H43ZM110 174H112V173H110ZM125 174V173H124ZM188 174H190V173H188ZM188 174H186V175H188ZM197 174H199V173H197ZM6 175V174H5ZM4 175V176H5ZM7 175H9L8 174V172H7ZM13 175V174H12ZM19 175V174H18ZM27 175H28V173H27ZM50 175V174H49ZM75 175V174H74ZM85 175V174H84ZM104 175V176H105ZM108 175H109V173H108ZM118 175V174H117ZM121 175V174H120ZM161 175V174H160ZM164 175V174H163ZM191 175H193V174H191ZM190 175V176H191ZM25 176V175H24ZM78 176V175H77ZM89 176H90V174H89ZM93 176V175H92ZM95 176V175H94ZM100 176H101V174H100ZM107 176V175H106ZM111 176V175H110ZM119 176V175H118ZM122 176V175H121ZM170 176V175H169ZM190 176H188V177H190ZM195 176V175H194ZM197 176V175H196ZM11 177H13V176H10V178ZM29 177H31L30 175H29ZM40 177H41V175H40ZM69 177V176H68ZM75 177V176H74ZM91 177V176H90ZM103 177V176H102ZM101 177V178H102ZM109 177V176H108ZM131 177V176H130ZM156 177V176H155ZM160 177V176H159ZM171 177V176H170ZM174 177V176H173ZM180 177V176H179ZM6 178V177H5ZM14 178H18V177H15L14 176ZM20 178V177H19ZM42 178V177H41ZM86 178V177H85ZM84 178V179H85ZM89 178V177H88ZM87 178V179H88ZM115 178V177H114ZM152 178V177H151ZM168 178V177H167ZM187 178V177H186ZM190 178H193V176H191ZM195 178H197V177H195ZM7 179H9V176H7V178H6V181H7ZM26 179H27V177H26ZM29 179V178H28ZM100 179V178H99ZM104 179H106V177H104ZM103 179V180H104ZM117 179V178H116ZM115 179V180H116ZM123 179V178H122ZM125 179V178H124ZM157 177H156V180H154V181H156L157 182ZM161 179V178H160ZM12 180V179H11ZM10 180V181H11ZM18 180V179H17ZM16 180V182H18L19 183V181L20 180H22V179H20L19 181H17ZM25 180V179H24ZM89 180V179H88ZM93 180V179H92ZM107 180V179H106ZM105 180V181H106ZM114 180V179H113ZM118 182L120 183V179L118 178ZM165 180H169V179H165ZM9 181V180H8ZM26 181V180H25ZM44 181V180H43ZM52 181V180H51ZM97 181V180H96ZM109 181V180H108ZM179 181V180H178ZM174 182V183H179V182ZM3 182H5L4 180H3ZM2 182V183H3ZM13 182V181H12ZM21 182V181H20ZM54 182V181H53ZM88 183H89V181H87ZM94 182V181H93ZM104 182V181H103ZM110 182V181H109ZM115 182V181H114ZM117 182V181H116ZM115 182V183H116ZM117 182V183H118ZM144 182V181H143ZM152 182V181H151ZM161 182V181H160ZM168 182V181H167ZM170 182V181H169ZM183 182V181H182ZM9 183V182H8ZM7 183V184H8ZM27 183H28V181H27ZM42 183V182H41ZM56 184H57V182H55ZM61 183V182H60ZM76 183V182H75ZM81 183V182H80ZM105 183V182H104ZM107 183V182H106ZM123 183V182H122ZM146 183V182H145ZM181 183V182H180ZM1 184V183H0ZM10 184V183H9ZM12 184L13 183H11V186H12ZM45 184V183H44ZM59 184V183H58ZM57 184V185H58ZM92 184V183H91ZM149 184V183H148ZM182 184V183H181ZM15 185V184H14ZM21 185V184H20ZM19 185V186H20ZM63 185V184H62ZM83 186H84V183L82 184ZM115 185V184H114ZM120 185V184H119ZM1 186V185H0ZM16 186V185H15ZM53 186V185H52ZM92 186H93V184H92ZM111 187H112V184L110 185ZM109 185H108V188L110 187ZM121 186V185H120ZM143 186V185H142ZM183 186V185H182ZM6 188H9L10 186H5ZM4 187V188H5ZM22 187H23V184H22ZM37 187V186H36ZM45 187V186H44ZM44 187H43V189H44ZM54 187H56V186H54ZM82 187V186H81ZM105 187V186H104ZM116 187V186H115ZM137 187V186H136ZM145 187V186H144ZM1 188V187H0ZM3 188V189H4ZM16 188V187H15ZM18 188V187H17ZM20 188H21V186H20ZM28 187H26V189H27ZM52 188V187H51ZM57 188H59L58 186H57ZM60 188H61V186H60ZM82 188H84V187H82ZM88 188H89V186H88ZM177 188V187H176ZM185 188V187H184ZM30 189V188H29ZM31 189H32V187H31ZM42 189V188H41ZM68 189V188H67ZM99 189V188H98ZM119 189H120V187H119ZM139 189H140V187H139ZM6 190V189H5ZM8 190H10V189H8ZM13 190H14V188H13ZM17 190V189H16ZM74 190V189H73ZM83 189H81V191H82ZM91 190V189H90ZM97 190V189H96ZM100 190V189H99ZM24 191V190H23ZM37 191V190H36ZM50 191V190H49ZM54 191V190H53ZM57 191V190H56ZM61 191V190H60ZM64 191V190H63ZM92 191H94V189L92 190ZM98 191V190H97ZM96 191V192H97ZM106 191H107V189H106ZM110 191V190H109ZM109 191H107V192H109ZM117 191V190H116ZM158 191H160V190H158ZM1 192V191H0ZM3 192V191H2ZM6 192V191H5ZM76 192V191H75ZM83 192H84V195H85V199L84 200H86V199H88V197H89V200H90V197L91 196H88V190H87V192H86V194H85V191L83 190ZM83 192H80V194L81 193H83ZM95 192V191H94ZM112 192V191H111ZM123 192V191H122ZM132 192H133V190H132ZM131 192V193H132ZM13 193V192H12ZM19 193H20V191H19ZM41 193V192H40ZM55 193V192H54ZM64 193V192H63ZM100 193V192H99ZM103 193V192H102ZM101 193V194H102ZM130 193V194H131ZM138 193H140V192H138ZM137 193V194H138ZM145 193H147V192H145ZM158 193V192H157ZM169 193H171L170 191H169ZM169 193H164V194H169ZM174 193V192H173ZM35 194V193H34ZM48 194V193H47ZM68 194V193H67ZM110 194V193H109ZM111 194H113V192L111 193ZM116 194V193H115ZM134 194H136L135 193V191H134ZM174 194H176V193H174ZM43 195H44V193H43ZM71 195V194H70ZM82 195V194H81ZM89 195H90V193H89ZM95 195H97L96 193H95ZM95 195H93V196H95ZM117 195V194H116ZM123 195V194H122ZM132 195V194H131ZM130 195V196H131ZM171 195H173V194H171ZM177 195V194H176ZM7 196V195H6ZM18 196V195H17ZM45 196V195H44ZM63 196V195H62ZM68 196V195H67ZM98 196H99V194H98ZM97 196V197H98ZM107 196H108V193H107ZM110 196V195H109ZM127 196V195H126ZM166 196V195H165ZM165 196L163 197V198H165ZM197 196V197H196ZM10 197V196H9ZM36 197V196H35ZM47 197V196H46ZM64 197V196H63ZM100 197H102V196H100ZM100 197H98V198H100ZM113 197V196H112ZM120 197V196H119ZM124 197H125V195H124ZM134 197V196H133ZM171 197V196H170ZM181 197V196H180ZM185 197V196H184ZM25 198V197H24ZM42 198V197H41ZM65 198V197H64ZM96 198V197H95ZM94 198V199H95ZM97 198V199H98ZM103 198V197H102ZM105 198V197H104ZM108 198V197H107ZM106 198V199H107ZM110 199H111V197H109ZM121 198V197H120ZM125 198H127V197H125ZM129 198V197H128ZM132 197H130V199H131ZM162 198V199H163ZM172 198H173V196H172ZM199 198V204L196 206H193L194 204H195V201L197 200ZM31 199V198H30ZM47 199V198H46ZM52 199H54V197L52 198ZM82 200H80L81 202L80 203H82V201H84L83 200V198H81ZM92 199V198H91ZM150 199V198H149ZM168 198L166 197L165 198V200H167ZM179 199V198H178ZM176 200V202L178 203V201L179 200ZM9 200V199H8ZM15 200V199H14ZM37 200H39V199H37ZM37 200H35V202L37 201ZM56 200V199H55ZM66 200V199H65ZM114 200V199H113ZM133 200V199H132ZM171 200V199H170ZM181 200V199H180ZM25 201V200H24ZM23 201V202H24ZM57 201V200H56ZM68 201V200H67ZM96 201V200H95ZM107 201V204H108V202H109V200L107 199L106 200ZM156 201V200H155ZM158 201V200H157ZM175 201V200H174ZM182 201V200H181ZM43 202V201H42ZM45 202H46V200H45ZM50 202V201H49ZM54 202V201H53ZM52 202V203H53ZM61 202H63V201H61ZM66 202V201H65ZM64 202V203H65ZM74 202V201H73ZM91 202V200L89 201V203ZM98 202V201H97ZM96 202V203H97ZM99 202H101L100 200H99ZM98 202V203H99ZM112 202V201H111ZM120 202H122V200H120ZM119 202V203H120ZM124 202V201H123ZM128 202V201H127ZM31 203H32V200H31ZM30 203V204H31ZM55 203V202H54ZM53 203V204H54ZM70 203V202H69ZM77 203V202H76ZM95 203V202H94ZM94 203H93V200H92V204L94 205ZM95 203V204H96ZM98 203H97V205H98ZM113 203V202H112ZM125 203V202H124ZM166 203H167V201H166ZM165 203V204H166ZM173 203V202H172ZM172 203H171V205H172ZM177 203H175V204H177ZM194 203V204H193ZM9 204V203H8ZM12 204V203H11ZM16 204V203H15ZM19 204H20V202H19ZM29 204V205H30ZM36 204V203H35ZM39 204V203H38ZM43 204V203H42ZM41 204V205H42ZM61 204V203H60ZM83 204H84V202H83ZM83 204H81L80 206H82ZM100 204V203H99ZM193 204V205H192ZM28 205V206H29ZM45 205H46V203H45ZM44 205V206H45ZM66 205H67V203H66ZM76 205V204H75ZM79 205V204H78ZM97 205H95V206H97ZM144 205V204H143ZM166 205H168V204H166ZM174 205V204H173ZM178 205H181L180 204V202L178 203ZM37 206V205H36ZM47 206V205H46ZM63 206V205H62ZM77 206V205H76ZM92 206V205H91ZM90 206V207H91ZM104 206V205H103ZM119 206V205H118ZM127 206V205H126ZM164 207H165V205H163ZM19 207V206H18ZM27 207V206H26ZM38 207V206H37ZM51 207V206H50ZM75 207V206H74ZM84 207V206H83ZM114 207V206H113ZM112 207V208H113ZM120 207V206H119ZM169 207V206H168ZM182 207V208H183ZM188 209H187V208ZM1 208V207H0ZM10 208V207H9ZM13 207H11V209H12ZM42 208V207H41ZM77 208H79V207H77ZM105 208V207H104ZM103 208V209H104ZM108 208V207H107ZM116 208H118V207H116ZM115 208V209H116ZM161 208V207H160ZM81 210H82V208H80ZM84 209V208H83ZM100 209L102 210V207H100ZM99 209V210H100ZM120 209V208H119ZM147 209V208H146ZM155 209V208H154ZM242 209L245 211L246 209H247V212L248 213H246V212H244V213H246V214H244V213H242L241 211H242ZM1 210V209H0ZM16 210V209H15ZM29 210V209H28ZM57 210H59V209H57ZM96 210V209H95ZM162 210H165V209H162ZM171 210H172V208H171ZM17 211H22V210H17ZM16 211V212H17ZM37 211V210H36ZM35 211V212H36ZM60 211V210H59ZM67 211H70V210H67ZM109 211V210H108ZM117 211V210H116ZM120 211H122V210H120ZM156 211V210H155ZM9 212H14L13 210L12 211H9ZM44 212H45V210H44ZM54 212V211H53ZM57 212V214H59V212L58 211H56ZM62 212V211H61ZM60 212V213H61ZM66 212V211H65ZM98 212V211H97ZM100 212V211H99ZM97 213V215L98 214H100V213ZM111 212V211H110ZM157 212V211H156ZM171 212V211H170ZM2 213H3V211H2ZM2 213H0V214H2ZM6 213V215H9L10 213H8L7 214V212H5ZM15 213V212H14ZM18 213H20V212H18ZM46 213V212H45ZM87 213V212H86ZM104 213V212H103ZM105 213H106V211H105ZM109 213V212H108ZM169 213V212H168ZM13 214V213H12ZM16 214V213H15ZM88 214V213H87ZM111 214V213H110ZM113 214H115V213H113ZM123 214V213H122ZM161 214V213H160ZM172 214H174V213H172ZM6 215L4 216L6 219H7V217H6ZM39 215V214H38ZM61 215V214H60ZM68 215V214H67ZM70 215H71V213H70ZM69 215V216H70ZM73 215V214H72ZM71 215V216H72ZM83 215V214H82ZM82 215H79V216H82ZM86 215V214H85ZM85 215H83V216H85ZM106 215V214H105ZM233 216V219H232V221L229 223V222H227V221H225V219H226V217L227 216ZM1 216V215H0ZM48 216H49V214H48ZM88 216V215H87ZM100 216H101V214H100ZM123 216V215H122ZM159 216V215H158ZM167 216V215H166ZM166 216H162L163 218H165ZM179 216H180V214H179ZM3 217V216H2ZM3 217V218H4ZM11 218H13L12 216H10ZM40 217H42L41 215H40ZM44 217V216H43ZM51 217V216H50ZM161 217V216H160ZM159 217V218H160ZM168 217V216H167ZM185 217V216H184ZM4 218V219H5ZM9 218V217H8ZM18 218V217H17ZM17 218L15 219V220H17ZM48 218V217H47ZM88 218V217H87ZM103 218V217H102ZM131 218V217H130ZM162 218V219H163ZM228 218V220L230 219V217H227ZM58 219H60V218H58ZM73 219V218H72ZM100 219V218H99ZM109 219V218H108ZM167 219V218H166ZM173 219H171V221H173ZM9 220H10V218H9ZM32 220V219H31ZM46 220V219H45ZM74 220V219H73ZM95 220V219H94ZM102 220V219H101ZM157 220H159V219H157ZM1 221V220H0ZM24 221V220H23ZM37 221V220H36ZM53 221V220H52ZM57 221V220H56ZM55 221V222H56ZM78 221H79V219H78ZM90 221V220H89ZM106 221V220H105ZM113 221V220H112ZM166 221V220H165ZM5 222V221H4ZM3 222V223H4ZM9 222V221H8ZM35 222V221H34ZM33 222V223H34ZM40 222H42V221H40ZM64 222H65V220H64ZM63 222V223H64ZM66 222H68V220L66 221ZM70 222V221H69ZM92 222H95V221H92ZM99 222H101L100 220H99ZM181 222V221H180ZM226 223L227 222V225H225V226H222V225H224L223 223ZM18 223V222H17ZM43 223V222H42ZM41 223V224H42ZM48 223H49V221H48ZM72 223V222H71ZM73 223L74 224H76V222H74L73 221ZM83 223H84V221H83ZM106 223V222H105ZM105 223H104V225H105ZM162 224H159V226L160 225H163V222H161ZM170 223H168V224H170ZM229 223V224H228ZM5 224V223H4ZM36 224V223H35ZM52 224V223H51ZM70 224V223H69ZM69 224L67 225V224H65L66 226H68L69 227ZM116 224H117V222H116ZM124 224V223H123ZM155 224V223H154ZM179 224V225H178ZM186 224V225H185ZM206 224L209 226V224L210 225H212V227H210L209 228V230L211 229V228H213V229H211V231H207V226H206ZM32 225H34V224H32ZM57 225V224H56ZM92 225H94V224H92ZM101 225H102V223H101ZM109 225H111V224H109ZM109 225H108V229H109ZM113 225V224H112ZM143 225V224H142ZM27 226V225H26ZM40 226V225H39ZM43 226V225H42ZM53 226V225H52ZM51 226V227H52ZM73 226V225H72ZM77 226V225H76ZM100 226V225H99ZM156 226H158L157 224H156ZM165 226V225H164ZM173 226H171V227H173ZM22 227V226H21ZM48 227V226H47ZM58 227V226H57ZM78 227H80V225L78 226ZM82 227V226H81ZM94 227V226H93ZM101 227V226H100ZM104 227V226H103ZM133 227V226H132ZM161 227V226H160ZM171 227H169V228H171ZM182 227V228H181ZM17 228V227H16ZM23 228V227H22ZM106 228V229H107ZM114 228L115 229H117L118 227H115L114 226ZM126 228V227H125ZM159 228V227H158ZM163 228V227H162ZM168 228V229H169ZM19 229V228H18ZM53 229H55L54 227H53ZM67 229V228H66ZM82 228H78V230H81ZM84 229V228H83ZM101 229V228H100ZM104 229V228H103ZM136 229V228H135ZM160 229V228H159ZM164 229V228H163ZM5 230V229H4ZM43 230V229H42ZM52 230V229H51ZM51 230H50V232H51ZM65 230V229H64ZM68 230V229H67ZM112 229H109V232L107 231V233H109V234H106V230H104V231H102V232H105L103 235L100 233V235H99V237H101V239H102V241H103V239H106V238H108L109 240H110V237H111V233H110V231H111ZM76 231V230H75ZM81 231H83V230H81ZM90 231V230H89ZM89 231H88V234H89ZM91 231H93V229L91 230ZM113 231H114V229H113ZM115 231H117V230H115ZM122 231V230H121ZM160 231V230H159ZM6 232V231H5ZM9 232V231H8ZM67 232V231H66ZM79 232V231H78ZM125 232V231H124ZM129 232V231H128ZM134 232V231H133ZM7 233V232H6ZM55 233V232H54ZM70 233V232H69ZM80 233V232H79ZM78 233V234H79ZM82 233V232H81ZM87 233V232H86ZM91 233V232H90ZM114 234L116 233V232H113ZM117 233H119V231L117 232ZM126 233V232H125ZM60 234V233H59ZM106 234V235H105ZM161 234V233H160ZM6 235V234H5ZM9 235V234H8ZM7 235V236H8ZM22 235V234H21ZM68 235H70V234H68ZM76 235V234H75ZM86 235V234H85ZM90 235H92V234H90ZM89 235V236H90ZM122 235V234H121ZM148 235V234H147ZM51 236V235H50ZM56 236L57 235H55V238H56ZM86 236H88V235H86ZM117 236H119V235H117ZM151 236V235H150ZM157 236V235H156ZM172 236V237H171ZM65 237H66V235H65ZM68 237V236H67ZM91 238H92V236H90ZM112 237H113V234H112ZM122 237H124V236H122ZM122 237H120V238H122ZM1 238V237H0ZM18 238V237H17ZM45 238V237H44ZM139 238V237H138ZM27 239V238H26ZM38 239V238H37ZM36 239V240H37ZM52 239V238H51ZM66 239V238H65ZM68 239V238H67ZM67 239L66 240H63V242H64V244H66L65 242H67ZM71 239V240H70ZM69 240L72 242V237L70 238ZM87 239H88V237H87ZM100 239V238H99ZM114 239V238H113ZM6 240V239H5ZM68 240V241H69ZM80 240V239H79ZM124 240V239H123ZM169 240V239H168ZM55 241V240H54ZM105 241H107V239L105 240ZM23 242V241H22ZM38 242V241H37ZM52 242V241H51ZM61 242V241H60ZM90 242V241H89ZM120 242H121V239H120ZM123 242H125V241H123ZM172 242V241H171ZM171 242L169 243V244H171ZM42 243V242H41ZM55 243V242H54ZM95 243V242H94ZM100 243V242H99ZM99 243H97V245L99 244ZM105 243V242H104ZM114 243V242H113ZM162 243V242H161ZM182 243V244H181ZM52 244V243H51ZM61 244V243H60ZM64 244H62V245H64ZM68 244V243H67ZM71 244V243H70ZM111 244V243H110ZM126 244V243H125ZM134 244V243H133ZM35 245V244H34ZM28 246V245H27ZM45 246V245H44ZM58 246V245H57ZM61 246V245H60ZM65 246V245H64ZM67 246V245H66ZM68 246H70V245H68ZM172 246H171V248H172ZM7 247H9V246H7ZM18 247V246H17ZM23 246H21V248H22ZM34 247H36V245L34 246ZM71 247V246H70ZM100 247V246H99ZM106 247V246H105ZM108 247H109V245H108ZM119 247V246H118ZM124 247V246H123ZM148 247H151L150 245L148 246ZM170 247V246H169ZM168 247V249H170ZM11 248V247H10ZM16 248V247H15ZM29 248V247H28ZM56 248V247H55ZM121 248V247H120ZM125 248V247H124ZM146 248H147V245H146ZM161 248V247H160ZM12 249V248H11ZM25 249V248H24ZM64 249V252L66 253V255H65V258L69 255V250H68V252H66L67 251V249H68V247H67V249H65V248H63ZM62 249V250H63ZM70 249V248H69ZM94 249V248H93ZM26 250V249H25ZM50 250V249H49ZM98 250V249H97ZM113 250V249H112ZM115 250V249H114ZM154 250V249H153ZM162 250H164V247H163V249ZM17 251V250H16ZM60 251V250H59ZM58 251V252H59ZM100 251V250H99ZM116 251H117V249H116ZM128 251V250H127ZM30 252H31V250H30ZM35 252V251H34ZM38 252V251H37ZM53 252V251H52ZM119 252V251H118ZM169 252V251H168ZM40 254V253H39ZM68 254V255H67ZM100 254V253H99ZM172 254V253H171ZM27 255V254H26ZM70 255H71V253H70ZM70 255H69V258H71L72 259V257H70ZM73 255V254H72ZM96 255V254H95ZM107 255V254H106ZM174 255V254H173ZM173 255H168L167 257H170V256H173ZM179 255H180V257H179ZM55 256V255H54ZM58 256H60V255H58ZM84 256V255H83ZM109 256H110V254H109ZM128 256V255H127ZM149 256V255H148ZM11 257V256H10ZM32 257V256H31ZM30 257V258H31ZM38 258L40 257V256H37ZM92 257V256H91ZM97 257V256H96ZM98 257H99V255H98ZM105 257V256H104ZM108 257V256H107ZM136 257V256H135ZM134 257V258H135ZM3 258V257H2ZM17 258V257H16ZM28 259H29V257H27ZM37 258V259H38ZM64 258V259H65ZM110 258V257H109ZM129 258V257H128ZM175 259H177L176 258V256L174 257ZM91 259V258H90ZM162 259V258H161ZM169 259V258H168ZM27 260V259H26ZM25 260V261H26ZM107 260V259H106ZM117 260V259H116ZM170 260H174V259H170ZM177 260V261H178ZM31 261V260H30ZM40 261V260H39ZM48 261V260H47ZM67 261V260H66ZM92 261V260H91ZM141 261V260H140ZM144 261V260H143ZM166 261V260H165ZM28 262V261H27ZM32 262V261H31ZM45 262V261H44ZM70 262H71V260H70ZM121 262V261H120ZM139 262V261H138ZM147 262V261H146ZM179 262V263H180ZM88 263V262H87ZM112 263V262H111ZM110 263V264H111ZM158 263V262H157ZM170 263L171 264H174L175 262H171L170 261ZM178 263V264H179ZM35 264V263H34ZM51 264V263H50ZM66 264H76V263H66ZM119 264V263H118ZM168 264V263H167Z\"/></svg>",
    "mask_w": 264,
    "mask_h": 264
}]
</instances>
